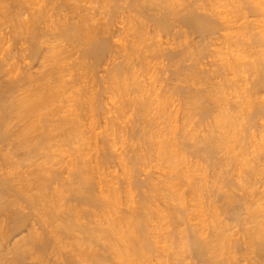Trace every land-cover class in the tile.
Segmentation results:
<instances>
[{
	"label": "bare ground",
	"instance_id": "obj_1",
	"mask_svg": "<svg viewBox=\"0 0 264 264\" xmlns=\"http://www.w3.org/2000/svg\"><path fill=\"white\" fill-rule=\"evenodd\" d=\"M9 1L10 0H8V1L7 0H0V18L1 17L3 19L5 18L4 21L12 19L15 22V23H11V26H14V27H12V28H14V30L11 27H8L7 30H5L6 28L4 29V26L0 27L1 28L0 29V51H2V53L0 54V145L4 144L3 146H5V148L10 146V148L8 149L10 151V154H12L11 153L12 150H10V149H13V151H12L13 154L15 153V151L17 154V149H18V147H20L21 151H23V150L25 151V152L23 151L25 155L23 154V152H21V155L23 154L24 157L27 156V158L26 157L25 158L20 157V158L29 159V161H30L31 160L30 158H32L34 160V158L36 159L39 157L40 161L38 160L39 163L35 162L36 166L34 165L35 166L34 170H31L30 169L31 167H30L29 169L23 170L24 172L22 170H21L22 172L21 171H14L13 172L11 170H6V167L3 170L0 167V258H2V259L5 258V260L7 261V263L5 262L6 264H20V263L23 264L22 261H24L26 259H29V262H27L26 264H80L81 261H83V260L85 261L87 259H88L87 263L89 260H91V262L89 261V264H91L93 261L95 264H102V263H105V261L109 263V261H107L108 260L107 257L109 256L110 257L109 260H111L112 262H114V261L111 258H114V259L116 258L115 260L117 261V259H119V260H121V263L123 262L125 264H138V263H140V261L143 262V260L145 261V259L147 261L150 258L151 251H153L154 249L155 250L157 249L155 238H157L158 236H160V237L162 236L161 234H158L159 232H157L155 230L156 228L160 227L158 224L155 225L156 223L153 224L154 220L152 219V217H153V215H155L154 216L155 218L156 217L159 218V220H157L158 218L156 219L157 221L160 222L163 219L164 223H165V219H167L166 223L168 225H171V227H173L172 228L173 231L170 230L171 231L170 235L164 234V236L169 235V237H173V239L171 238L172 240L170 239V242L168 241L169 243H166V244H168V246H169L170 244L174 243V245L176 247L183 248V251H184V249H186V251L188 250L190 253H187V255L191 254L190 257L193 256V258L196 259L195 261H197L198 264H226V263H228L227 261L230 262L228 264H236V263L231 262V261H233V259L231 260V258H233V254H234L233 251L234 250L237 251L238 250L237 248H240V247L242 249V247L244 248L245 246L246 247L244 249L246 252L247 251L253 252L254 254L257 255V258L259 257L258 259L260 262L259 261H258V263L255 262L256 264H259V263L261 264V262H264V208L261 207L263 201L260 203L256 201V200H258V201L262 200L263 199L262 196L264 194L262 195L261 193H258V191L254 192L255 191L254 190L255 188L253 187L254 185L251 187L249 186L250 185L248 182L249 180L248 181L246 180L249 178L246 177V179H245V176L248 173L245 174V176H243L244 178L242 177L243 179L241 178L243 180L242 182L245 183V184H241V185H245V186H246V184H249V185L245 187L246 188L245 190L243 187L239 186L241 189L243 188L244 192L242 191L243 193L239 194L240 196H238L234 192V195L236 194V196H238V197L233 196V194H232L233 190L231 192L230 188L228 190V187H227L225 190L229 191L231 194L224 191V189L220 186L221 190L223 189V192L220 190L221 198L223 200V203H222L223 205L222 206H220V205L214 206L212 204L213 205V207L211 209L212 211L210 210L211 212H209V213H211L210 221L213 222L214 220L217 219L215 221L217 223H215V222L213 223L215 225H213L211 227V228H213V229H210L211 232H209V230L207 232L205 230L206 228H204L203 224H202V226L204 229L202 228V230H201V226H200L201 222L202 223L206 222V221H201L200 220L201 218L198 219L199 217H197L198 220L195 223L194 222L192 223L191 220L189 219L190 216H188V215H190V214H187L188 209H186V207H187V205L185 204L186 200L185 201L183 200L184 202L182 201V199L184 198V197L182 198V196H184V194H183V189L181 191L180 190L181 188L178 185L181 182V180H180V182L178 181V177H179V179H181L180 177H183V179L187 180L190 177L189 176V172H190L189 167L190 166L188 167L186 165V169L188 167V170H186L184 167L179 166L181 161L184 160L183 159L184 158L183 152L181 154L180 152H178L179 150L177 151V149H176V151H177L176 152L174 149H172V148H174L173 145L171 146V144L169 143L170 141H168L169 139L171 141L173 139V137H171V136L169 138L168 135L172 134L170 132L172 131V129H174V126H171L173 128L170 127L171 130H169V128L161 127V125H160L159 128H161V129H159L158 132H155L156 136L159 137L160 139L157 138V140L154 142L155 144L152 143V144H154L153 148L155 150V152H153V153H156V156L158 155L157 158L159 156H161V158H163V160L161 159L162 162L165 163L164 164L162 162H159V165L161 164L164 167L166 166V168H168V169L165 168L164 170L162 169L161 170L162 172H160L161 174L159 176L164 175L166 172L164 173L163 171L168 170L167 171L168 173H166V175H165V177L168 176L167 180L165 178H162V179H165V181H164V183H162V185H161V183L158 184V186H156V183H154L152 181V179L148 180L147 183H143L142 178H141L142 182H139L140 179H138V178L137 179L139 181H135L134 183L131 181L132 182L131 188H133V189L136 188V190H138L140 188L139 190H141V189L143 190L145 187H147V188H145L147 193H145V192L143 193L141 190L140 192H142V193L137 195L138 199L136 198L137 203L135 204L133 201L134 199L132 200V198H130L133 202H130L131 204L126 203L128 206L125 209L121 208L122 206L120 204L124 201H122L120 203L121 200H119L120 197H119V193H118L120 191H117L118 189L116 188L117 187L116 183H114L116 185L115 187H113L114 184L112 186L109 185L110 183L108 184L107 181L109 179H110V181H112L111 178H108V180H107V178L105 180H102L103 178L101 177L102 179H100V177H99L100 175L98 173L97 174H98L99 179H97L95 176L96 172L98 171V170H96L97 166L95 168L94 165H92L90 163L88 164V162L90 160H88L86 162L87 165H90V166H85L86 164H85L84 160H82L80 158H78V160L76 159L77 161H79V159H80L79 163H82V161H83L84 164L82 163L81 166H79L80 164L77 165V163H74V164H76L74 166L69 165L70 167H72V166L73 167L70 170L68 169L69 170V171H67L68 173H65V174H68V175L70 174V176L65 178V181H63L64 175L62 176L63 177L62 178L61 175L63 173L60 174V171H59L63 167L61 169H59V167H61L59 165H58L59 166L58 168L56 166L54 167L51 164L49 165V162H47V160H52V159H49V157H51V156H49L48 152L44 151L46 149H49V150L51 149L49 147L52 146L50 143L53 140L52 138L56 137V141H57V139L59 141V138L62 139V141H68V140H71L73 138L76 141V139H75L76 136L78 138H80V137L82 138V136H84L83 135L85 132L84 130H86L88 128L84 129L82 126V123H81L82 121H80L82 118V117H80V115H81L80 110H82V112L84 110L86 114L88 113V115L89 114L91 115L94 107L96 108L97 104L100 103V102H98L96 104L94 102L96 100L94 98V96L99 94V93H97V94L94 93L95 95L90 94V92H88V90H85V89H87V86L83 88V86L81 84H80V88H78L79 87L78 84H77L78 87L74 86V83L78 80V78L76 79V81L73 80L76 77H78V75H75V71H78L79 69L82 71V69H84L83 67H85V69H86V67L87 68H93L97 64H99V63L101 64V62H105L107 59V61L109 60L108 62H110L112 64V65L109 64L110 67L107 68V72L109 74L107 76H110L111 79L114 78L115 80L113 79V81H117L116 78L119 79V77H121V75H122V72L124 73L125 70L128 69V71H129V68H131L130 64H133L129 61V56L131 54L130 50H132L133 46L135 45V41L137 42L136 44L139 45L138 41L143 42V40H145L147 38L149 41V39L153 36H157V35L160 36L161 32H162L163 37H164V35L175 36L174 34L186 35L188 33H191V34L196 33L197 35H206L207 37H209L210 34L213 35V33H216L220 29H222L221 31H225L223 33L227 34V32H226V30H224V28L226 26H228V24H229L228 22L231 20V24H232L233 20L238 19V18H236V19L232 20L231 17L233 15V13H234V15L237 14L236 17H239V18H241V16L243 17V15L246 16V14L249 11H251V13H253L254 10H258L257 8H259L258 6L261 4L262 1L261 0H222V2H221V0H95L98 2L97 8L99 10H97V11L99 13H102V15L98 18L96 16H95L96 18H94V15H95L94 11H96V10H93V9H92L93 12H91V13H89L90 11L89 12L85 11L84 13H82V11L79 9H82L84 5L82 6L81 4H77L76 2L78 0H34L32 2V3H34L33 6H31L32 4H29L31 6V8L27 5V9H26L25 5L20 6L24 3V0H21V1L20 0H11V4ZM12 1H13V3H12ZM22 1H23V3H21V4L17 3V2H22ZM15 2H16V4H14ZM258 3H259V5H258ZM12 4L15 6L19 5L20 7L19 6L18 7L20 9L23 7L22 9H24V10L25 9L28 10V8H29V10L27 11L28 16L25 15L26 17H21V15H22V13H24V11L22 10L23 12H20L21 10L18 7L15 8V6H14L15 9H14ZM224 4H226V5L228 4V7L224 6ZM9 6H11L10 8L13 9V11H15V10L17 11V12L15 11L16 14L12 13L11 9L8 8ZM81 6H82V8H81ZM221 6H224V8L227 7L226 8L227 10H222V8L220 9L219 7H221ZM229 6H231V7L229 8ZM262 6L263 5H261V7ZM90 7H91V4H90ZM77 8H79V9H77ZM88 8H89V6L86 5L84 10H86ZM9 9L11 12L9 11ZM18 10H20V11H18ZM259 10H261V8ZM262 10H264V7L262 8ZM79 11H81V12H79ZM245 11H246V14H245ZM98 12L96 13L97 15H98ZM263 12H262V14H264ZM254 13H255V11H254ZM11 14H12V17H11ZM22 16H24V15H22ZM117 17L119 18V20L116 21L118 23V25H115L117 23H114L115 22L114 19ZM241 20H242V18H241ZM2 22H3V20H2ZM2 22H0V23H2ZM245 22H239L240 25L244 24V23L245 24L242 26L238 25L239 27H237V29L235 28L236 27L235 26L234 28L236 30L233 28L234 31H236V32H234L235 35H237L239 37L242 36L244 38H242L241 40L239 39V41L236 42V40L234 41L232 39L233 37H231V39L233 40V41L232 40L231 41L233 42L234 48L231 49L230 51L228 49L227 51H229V52L225 51L226 53H229V57H227V58L223 57V59H221L222 61L221 60H219V61L221 62L220 65H221V68L224 69V71L226 69V71H228V72L230 71L232 74L235 75V72H237V73L238 72H246L245 70L248 69L251 72V75L253 73V75L256 76L255 77L256 81L253 80V82L255 81V83H253L254 85L251 86L253 88H250L252 93L250 94L249 91H246V90H248V87H246L247 89L244 90L246 92L243 91L241 93V94H243V93L246 94L247 92H249L248 95L244 94V96L246 97L245 101L242 99L244 104L247 103L249 105L251 103L250 100L253 101L255 99V98H253L252 94H253L254 90L257 89V87H254V86H259V85H260V87L264 86V72L262 74L259 72V71L264 70V57H263L264 55L262 56V54L264 52H261V50H258V49H257L258 50L257 51L255 48H254V51L252 50L253 52H250L251 51L250 47L254 46L256 44V42L261 43L260 37H262L264 35H261V36L258 35L261 33L263 34V32L260 31L261 28H259L260 30L258 29L260 31V33H258L259 31H257V30H256L257 32L256 31L252 32L251 29L254 27L250 28L252 25L250 26V24L247 23L249 21H245ZM236 24H238V21L236 22ZM261 27H263V24ZM229 28H232V25H230ZM2 29L5 30L4 32L7 31L6 35L9 37L12 36L11 37L12 39L15 37V35H17V37H18V35H20L19 40H21L22 44H24V45L23 46L19 45V47L17 45V47H16L15 46L17 43L15 40V39H17V37H16L13 40L14 41L13 44H15L14 48H17V49L14 50L13 46L11 48L10 45H7V47L6 46L3 47V45H5V43L7 41H9V38L5 35V33H2L3 32ZM9 29H10V31H12V30L13 31L10 32ZM172 31H173V33H171ZM8 32H10V33H8ZM221 33H219V34H221ZM162 35H161V37H162ZM221 35H223V34H221ZM181 36H183V35H181ZM227 36H229V35L227 34ZM258 36H260V37H258ZM175 37L177 38L179 36L177 35ZM155 38L157 39V37H155ZM176 38L173 37L172 41H174V39H176ZM228 38H230V37H228ZM228 38H226V39H228ZM163 39H161V40L158 39L157 41L150 42L151 46H152V43L154 44V47H152L153 50H151V48H150V51H153L152 55H154L156 58L157 57H163V59L167 58V60L171 61V59L173 60L174 57L175 58L178 57L179 54H180L179 58L181 57V54H184V55H186V57L184 59L186 61L189 58V56L191 55L190 50L192 51V49H189V48H193V50L196 48L195 44H194L195 48L194 47L188 48L185 46V47H183V49H181L183 44L181 46V44L178 45V43L176 42L177 45L181 47L180 48L181 50L176 49L177 50L176 51V50L172 49V48H175V47H173V45H171L172 47L165 45V44H171L172 41L170 42V38H166L165 41H163ZM222 39H224V36L222 37ZM153 40L154 39H152L151 41H153ZM198 40H200V39H198ZM145 41H147V40H145ZM161 41H163V42H161ZM21 42H18V44H21ZM187 42H189V41H185V43H187ZM211 42L210 43L207 42V43L211 44ZM150 43H148V44L150 45ZM201 43H202V41H201ZM226 43H230V40ZM6 44H8V42ZM144 44L146 46V47L144 46L145 51H147L149 49V47H151V46H148L146 43H144ZM172 44H174V43H172ZM187 44H189V43H187ZM191 45H193V44H191ZM202 45H203V43H202ZM129 46H130V48H129ZM227 46L229 47V45H227ZM147 47H148V49L146 50ZM204 47L206 48L205 45H204ZM251 48H253V47H251ZM135 49H137V46ZM197 49H198V47H197ZM13 50H14V52L16 51L17 54H19L18 56L14 55V58L18 57L17 59H15V61L17 60L16 63H14L13 61H10L12 63H9L10 59H8V62H6L7 58H10L11 52L14 54ZM202 50H204V49L202 48ZM215 51H216V49H215ZM16 52H15V54H16ZM136 52L137 51L135 50V53ZM74 53H77L75 58H77L78 60L74 61L73 59H71V60L69 59L70 60V63H69L68 58H70V56H72V54H74ZM195 53H196V51H195ZM251 53H252V56L254 54L255 55H254V58L252 60H249L248 57H249V55H251ZM149 54H151V53L149 52ZM144 55H148V54H144ZM246 55H248L247 59H244ZM117 57H121V59L118 58V59H120V60H118ZM195 57L196 56H194V58ZM11 58H12V56H11ZM115 58L117 59V61L114 60ZM130 58H131V56H130ZM183 58L184 57L182 56V59ZM194 58L191 55L190 59L194 60ZM190 59H188V60H190ZM33 60H35L34 63H33ZM66 60H68V62ZM131 60H132V58H131ZM142 60H143V58H142ZM180 60L181 59H179V61ZM187 61H186V63H187ZM194 61H196V59ZM17 62L18 63L20 62V63L17 64ZM176 62L178 64L177 60H175L174 63H176ZM200 62L201 61H199V65H200ZM179 63L182 64L183 60L180 61ZM187 64H189V63H187ZM169 65H170V62L168 64V66ZM173 65H175V64H173ZM182 65L185 68L186 64L183 63ZM182 65H181V67H182ZM190 65H189V67L191 68L192 65L191 66ZM193 66H194V64H193ZM193 66L191 69H193ZM259 66H261L260 70H259ZM132 67H133V65H132ZM175 67H177V65H175ZM175 67L173 66L172 70L175 69ZM94 68H93V70H94ZM187 68H188V66L186 65L185 71H187ZM190 68H188V69H190ZM200 68H202V67H200ZM180 69L181 68H179V71H180ZM213 69H215V68H213ZM80 70L78 71V74H81V73H79ZM90 70H92V69H90ZM132 70H133V68H132ZM168 70L170 71V69H168ZM182 70H183V67H182ZM84 71H86V70H84ZM202 71H204V70H202ZM208 71H210V70H208ZM172 72L174 73L175 71L173 70ZM193 72L195 75V73H196L195 69H194V71H192V73ZM205 72H203V73L205 74ZM214 72H216V71H214ZM105 73H106V71H105ZM129 73H130V71H129ZM173 73H172V75H175ZM175 73H177V72H175ZM189 73H191V72H189ZM200 73L202 74L201 71H200ZM200 73L198 75H200ZM231 73H228V74H231ZM237 73H236V75H237ZM86 74H89V73H86ZM131 74H133V73H131ZM186 74H188V73L186 72ZM186 74H185V76L187 78ZM206 74H208V73H206ZM239 74H241V73H239ZM133 75H135V74H133ZM169 75L171 77L170 72H169ZM177 75H178V73H177ZM196 75H197V73H196ZM205 75H203V76H205ZM73 76H74V78H73ZM84 76H85V74H84ZM90 76L91 75H88L87 77H90ZM175 76H174V78H175ZM189 76H191V74ZM203 76H201V77H203ZM67 77H69V78L66 79ZM79 77H81V76H79ZM87 77H86V79H87ZM192 77H194V76H192ZM192 77H190V81H191ZM239 77H241V76L239 75ZM182 78H184V76ZM186 78H184V79L186 80ZM197 78H199V77H197ZM203 78H201V81L205 80L207 77L204 79ZM216 78H218V77H216ZM220 78H222V77L220 76L219 79ZM91 79H93V78H91ZM107 79H108V77H107ZM199 79H197V80H199ZM245 79L247 80V78H245ZM248 79L251 80L252 77L248 78ZM79 80L82 81L81 78ZM166 80H168V79H166ZM132 81L134 82V80H132ZM132 81H131V83H132ZM215 81L217 83L218 79ZM231 81H232V79H231ZM235 81L236 80L234 78V82ZM259 81H261L262 83ZM125 82L126 81H124L123 83H125ZM221 82H222V79H221ZM221 82L219 84H222ZM94 83L95 82H93V84ZM137 83L134 82V84H137ZM200 83L202 84L203 81ZM227 83H228V81H227ZM250 83H251V81H250ZM150 84H152V83H150ZM153 84H154V82H153ZM181 84H183V83H181ZM181 84H180V87H179V84L177 85L176 93L179 90L181 91V89L178 90V87L184 88L183 86L181 87ZM231 84L235 85V83H231ZM98 85H100V84H98ZM105 85H106V83H105ZM116 85H117V83H116ZM154 85H156V84H154ZM172 85H170V86H172ZM224 85L227 87L226 84H224ZM228 85L230 86V83ZM237 85H238V83H237ZM73 86L75 87V89L77 88L76 90L73 88L75 91H73L71 89ZM118 86H121V85L119 84ZM174 86H176V85H174ZM174 86L172 89H175ZM216 86L219 87L218 84H216ZM90 87H91V89H93L92 86H90ZM127 87L125 89H127ZM146 87H147V85H146ZM208 87L209 86H207V88ZM239 87H241V85ZM108 88H110V87H108ZM114 88H115V86H114ZM198 88H199V86H198ZM222 88H224V90H225V87L223 85L221 87V91H224V90H222ZM235 88H237V86ZM235 88H232V89L235 90ZM242 88H240V89H242ZM70 89L73 91V93L69 95L68 93L72 92ZM91 89L89 91H91ZM165 89H162L163 92L164 91L168 92L170 90L168 92L169 94L161 95V96H163L162 98L159 96L161 98L160 100L158 98L156 99V97L154 96L156 101L158 100L157 101L158 104L156 103V106H155L156 109L154 107L151 108L150 104H152V103H150V102L147 103V101H148L147 97L146 98L140 97L143 94L140 96L139 95L137 96V93H139V92H136V91L139 89H134L136 91H133V92H136V93H134V94H136V96L133 95L132 96L133 98H131L128 101H126V99H127V97H126V99H125L126 103H123L122 105H126L128 103L129 104L131 103L130 105L133 106L136 104V107L134 106V108L138 109L136 111H139V113L143 114V116L146 115V116H144V119H146L145 117L148 116L147 115L148 113H150L152 111L154 112V110H157V112L159 114L160 109L164 110L165 107L172 106V104L170 103V96H169L170 94H172V91H171L172 89H169V88L166 90ZM212 89H213V85H212ZM214 89H215V87H214ZM240 89H239V92H240ZM259 89L260 88H258L257 90H259ZM131 90H130V92H132ZM153 90H154V88H153ZM196 90H197V88H196ZM196 90L193 89V91H196ZM198 90L195 93L192 92V90H190L192 92V94L190 92H189V94H187L188 93L187 91H189V90L184 89V91H183V89H182L181 92H187L186 93L187 97L185 96L184 99L188 98L187 100L186 99L182 100L183 102L187 101L186 103L188 105V106L186 105L188 108L186 106H184L187 108L188 111H187V113H185L183 111L184 112L183 116L188 115V117H190L192 115H195V116H198L199 119L205 120V118L209 115L210 118L212 117L211 122H209V124L211 123L212 125L210 124L208 126L209 128L207 127L208 130H206V133H205V135L202 136V139H200V137H199L200 134L197 133L198 134L197 137L200 139V141H202V145L199 148L198 145H200L201 142L198 139V141L200 143L198 144V141H196L198 145L195 143L197 145V146H195L196 149L194 150V147H192L193 148L192 150H194V152L198 151V153L200 152L199 150H203V152L202 151L201 152L203 154L205 152L208 155V156L205 155L206 158L207 157L209 158L211 156H215V154H213V153H216V151H218V152L219 151H221V152L222 151H224V152L228 151L229 152L230 149L234 150V147H236V145H235L236 142L238 143L239 140L242 141L244 138V136H242L240 138L241 131L239 130L240 131L239 132V131L235 130V128H234L235 126H237L236 124H237V119L239 116L233 114L234 109L232 110L233 113H229V111H227L228 109L226 110V108H227L226 105H225V108H223V107L219 108L220 106H222L224 101L221 105L219 103H216V102L221 101L220 99H222L224 97H220V95L218 96V94L221 93V95H223L225 93L218 91V90H216V92H213L214 90L211 91L210 87H209V90L211 92L208 89L204 92L201 89H198ZM126 91H128V89ZM174 91L175 90H173V92ZM180 91L178 93H181ZM114 92H116V91H114ZM258 92L259 91H257V94H258ZM101 93H103V92H101ZM254 93L256 94V91ZM182 94L183 93H181V95ZM131 95H130V97H131ZM144 95H146V93ZM152 95H150V96H152ZM172 95H174V94H172ZM176 95L179 96V94H176ZM225 95H227V93ZM182 96H184V95H182ZM251 96L253 99L251 98ZM68 97H69V100H71V101H69L67 99ZM100 97H102V96L100 95ZM154 97H153V99H154ZM254 97L260 98L259 96L258 97L254 96ZM149 98L152 99V97H149ZM248 98H251V99H248ZM98 99L101 100L100 98H98ZM155 99L149 100V101H155ZM225 99L226 98H224V100ZM261 99L264 101V97H262ZM261 99L259 101H257L258 103H256V102L251 103L253 105L252 110L255 113V114L253 113V116H256L257 113L258 114L261 113V115H262V112L264 111V106H263L264 104L261 103V102H263V101H261ZM145 100H147V101H145ZM167 100H169V101H167ZM239 100H241V99L239 98L238 102H239ZM66 101L71 102V104L69 105V103H68V105H66V104L63 105V103H65ZM236 101H234L233 102L234 104L231 105L232 108H234L233 105H237V104L241 103V102L240 103L237 102L235 104ZM96 102H97V100H96ZM243 102H242V104H243ZM169 103L171 105H168ZM210 103L212 105H210ZM231 103H229V104H231ZM95 104H96V106H95ZM153 104H155V102ZM217 104L220 106H218ZM247 104L245 106H247ZM103 105H104V103H103ZM166 105H168V106H166ZM175 105H176V103H175ZM216 105L218 106L219 109L217 108ZM252 105H249L248 108H246L245 106L244 107H245V109H248V110L250 109V111H251ZM98 106H100V105L98 104ZM149 106H150L151 110H150ZM214 106H216L217 109H214ZM223 106H224V104H223ZM240 106L242 107L241 104H240ZM240 106H237V107H240ZM129 107L130 106H128V108ZM184 107H182V108H184ZM228 107H230V106H228ZM244 107H242V108H244ZM114 108L116 109V107H114ZM128 108L126 110H128ZM148 108H149V110H147ZM135 109L133 110L134 112H135ZM169 109L171 110V108H169ZM106 110H108V107ZM120 110L122 111V109H120ZM166 110H168V109H166ZM116 111H117V109H116ZM179 111H180V109H179ZM250 111H249V113H251ZM169 112H168V114H169ZM85 113L83 112L82 115ZM120 113L119 114L117 113V114L121 115ZM117 114L116 115L113 114V115L116 117ZM133 114H135V113H133ZM141 114H140V116H141ZM168 114H165V115H168ZM211 114H212V116H210ZM94 115H95V113H94ZM94 115H92L91 118H93ZM161 115H163V114H161ZM169 116H171V113ZM175 116H176V114H175ZM123 117H126V116H123ZM155 117H157V115L154 116V118ZM172 117L170 119H172ZM252 117L250 115V118H252ZM83 118H85V117H83ZM149 118H151V117H149ZM149 118H148V120H149ZM162 118H164V117H162ZM244 118H245V116H244ZM129 119H130L129 121H131V118H129ZM135 119H137V118H135ZM179 119L178 120L176 119L175 122L177 123V121H179ZM195 119H196V117H195ZM240 119H241V117H240ZM240 119H238V120H240ZM245 119H247V118H245ZM255 119H253V121ZM110 120H108L109 121L108 124L112 123V122H110ZM116 120L117 119H115V121ZM120 120H118V121H120ZM164 120H165V118H164ZM189 120H191V119H189ZM125 121H126V119H125ZM153 121H154V119H153ZM162 121H163V119H162ZM248 121H249V119H248ZM196 122H199V120ZM201 122H203V121H201ZM201 122H199V123L201 124ZM88 123H90V121ZM147 123L148 124H146V125L150 126L151 129H153V127L150 125V123L149 122H147ZM155 123H157V121L156 122L154 121V124ZM166 123H168V122H165V124ZM183 123L186 124L187 121L183 122ZM86 124L87 123H85V125ZM106 124L107 123H105L103 125L105 126ZM141 124L139 126H141ZM151 124H152V122H151ZM159 124L160 123L158 122V125ZM239 124H241V121ZM248 124H250V123H248ZM252 124L253 123L251 122V125ZM90 125H91V123H90ZM92 125H94V124H92ZM117 125H119L118 122H117ZM142 125H144V121H143ZM133 126H135V125H133ZM147 126H146V128H148ZM195 126L198 127L197 125H195ZM195 126H193V127H195ZM92 127H95V126H91L89 129H91ZM111 127H113V126H111ZM111 127H110V129H111ZM129 127H131V126L128 125V128ZM179 127H180V124H179ZM186 127H188V126L186 125ZM186 127H184L185 131L188 130L187 133H185V135H187L186 139H190L192 137H195L193 139H196V136H194V134H196V132L198 130L194 133L195 130L194 129L191 130V128H192L191 124L189 126L190 130H189V128L186 129ZM245 127L243 126L244 131H246V129L248 128V127H246V128ZM115 128H117V127H115ZM144 128H141V129L143 130ZM198 128L200 129V127H198ZM198 128H195V129H198ZM204 128L207 129L206 127H204ZM92 129H94V128H92ZM123 129H124V127H123ZM154 129H156V128H154ZM154 129H153V131H155ZM157 129H158V127H157ZM95 130H96V128H95ZM103 130L105 132V129H103ZM133 130L134 129L132 128V131H131L132 133L130 132L131 136L133 134V137L134 136L137 137L136 136L137 134L136 133H135L136 135L134 134V132L138 131L137 127L135 128L136 131L134 130V132H133ZM182 130L184 131V129H182ZM53 131H55L54 132V134L56 135L55 137H53V135H54L52 133ZM111 131L113 134L112 129H111ZM111 131L109 130V127H108V132H111ZM120 131H122V130L120 129ZM140 131L141 130H139V133H140ZM145 131H142V132H145ZM235 131L239 132V135H238L239 139L238 140L234 137V135L236 136V133H237V132L235 133ZM99 132H100V130H99ZM99 132H98V134L101 133V132L100 133ZM116 132H117V130H116ZM150 132H152V130H150ZM105 133H107V130ZM114 133H115V131H114ZM125 133H127V132H125ZM174 133H175V131H174ZM176 133H175V135H176ZM85 134H86V132H85ZM143 134L145 135V133H143ZM143 134H141V135H143ZM249 134H251V133L249 132ZM87 135H88V137H90V135L92 136L91 132L86 134V137H87ZM246 135H248V134L246 133ZM262 135L264 136V134H262ZM149 136H147V137H149ZM249 136H251L250 139L253 138L252 135H249ZM94 137H97V135ZM140 137H139V139H140ZM152 137L154 138V136H152ZM232 137H233V139L235 138L236 140L234 139L235 140L234 141L232 139ZM150 138H151V136H150ZM83 139H85V138L83 137ZM94 139H93V141H94ZM99 139L103 140V138H99ZM230 139L232 141H234V144L233 143L230 144V141H229ZM104 140H106V138ZM78 141H80V140L78 139L77 143H78ZM96 141L98 142V140H96ZM110 141H111V139H110ZM176 141L177 140H175V142ZM259 141H260V139L258 141L256 140L257 143ZM263 141L260 142L259 144H262ZM53 142L55 143V139ZM81 142H83V141H81ZM151 142H153V141H151ZM101 143H102V145H104L103 144L104 142H101ZM143 143H145V141H143ZM257 143H254L255 147H256ZM98 144H99V142H98ZM113 144H114V142H113ZM150 144H146V145L149 147ZM193 144L194 143H192V146H193ZM243 144H240V145H243ZM56 145H54L55 148H56ZM135 145H137V143ZM138 145L140 146V143ZM240 145L237 144V146H239V149L241 147ZM262 145H260V146H262ZM60 146H62V145H60ZM91 146H92V144H91ZM139 146L137 148H139ZM96 147H97V148H95L96 150L100 149V148H98V146H96ZM148 147H144V150H145V148L148 149ZM151 147H152V145H151ZM197 147L199 149H197ZM259 147H256V148H258V150H259ZM69 148H70V146H69ZM80 148H82V146ZM103 148L104 147H102V149ZM107 148H108V146H107ZM112 148H113V146H112ZM184 148H186V146ZM242 148L244 149L246 147L243 146ZM260 148L262 149L263 147H260ZM14 149H16V150L14 151ZM83 149H85V147H83ZM86 149L88 150V148H86ZM131 149L133 151L137 150L136 147H135V149H134V147H132ZM246 149H244V150L246 151ZM254 149H253V152L255 151ZM105 150H107V149H105ZM108 150L106 151V153L110 152V151L108 152ZM129 150H127V151L129 152ZM149 150H150V147H149L148 151ZM154 150H151V152ZM171 150H174L175 152L174 151L172 152ZM192 150H191V152H193ZM6 151H7V149H6ZM100 151H101V149H100ZM148 151H147L146 155L149 154ZM55 152H57V151L55 150ZM95 152H97V151H95ZM140 152H142V151H140ZM151 152H150V154H151ZM1 153L3 154V152H1ZM106 153H101V154L103 155ZM236 153H237V151H236ZM257 153H259V152H257ZM57 154H58V152H57ZM57 154L55 153L56 156H57ZM59 154H60V152H59ZM59 154H58V156H60ZM80 154L83 156L82 153H78L79 156H80ZM109 154H111V153H109ZM114 154H115V152L112 155L114 156ZM136 154H135V156H137L136 158L139 160L146 157L145 155L143 157L141 155L139 156ZM9 155L7 153V155H4V156L6 158ZM118 155H120V154H118ZM200 155H202V154H200ZM243 155L244 154H242L241 156H243ZM13 156H15V155H13ZM47 156H48V158H47ZM62 156H64V155H62ZM107 156H108V154L104 155L105 158L102 156L103 157L102 159L106 160L108 158ZM128 156H130V155H128ZM91 157H93V156H91ZM94 157L97 158V156H94ZM100 157L98 159L101 161ZM153 157H152V160H153ZM257 157L259 158V156H257ZM9 158H10V156L8 158H6V160H8ZM20 158H18V159H20ZM61 158H63V157H61ZM83 158H85V157L83 156ZM136 158H134V157L132 158V156H131V158H130V160L132 159L131 163H132L133 159L136 160ZM206 158H204V159H206ZM229 158L230 157H228L227 161L229 160ZM240 158L241 159L238 158L240 160V164H241V161H242V164L245 161H249L246 159L244 160L243 159L244 156H243V158L242 157H240ZM251 158H252V156H251ZM254 158H256V156ZM15 159L13 160L14 162H16ZM18 159H17V162H18ZM58 159L57 160L59 162L60 158H58ZM202 159H203V157H202ZM211 159H212V157H211ZM211 159H210V161H212ZM213 159H214V157H213ZM215 159H216V161H218V157H216ZM57 160H55V164H56ZM104 160H102L101 163H103ZM192 160H193V158H192ZM232 160H233V157H232ZM3 161H5V159ZM13 161L11 160L8 162L10 166H11L10 162H13ZM26 161L27 160H25V162ZM97 161H96V163H97ZM235 161H236V159H235ZM17 162H16V164H18ZM110 162H111V160H110ZM119 162L123 163V159H122V161H119ZM220 162H223V161H220ZM4 163L2 165H4ZM35 163L33 162V164H35ZM106 163H107V161H105V164ZM122 163H121V166L122 165L124 166L125 162H124V164H122ZM213 163H215V162H212L211 164H213ZM14 164H12V165H14ZM33 164L31 163L32 166H33ZM185 164H187V162H185ZM189 164H192V162H190ZM234 164H237V162ZM245 164H246L245 165V167H246L248 162L247 163L245 162ZM117 165H118V163H117ZM225 165H226V163H225ZM10 166L8 168H12ZM99 166H98V168H100ZM143 166H145V165H143ZM147 166L148 165H146L145 167H147ZM219 166H220V164L218 165V167ZM221 166H222V163H221ZM66 167H67V165L65 166V168ZM139 167H140V165H139ZM208 167H212V166L210 165ZM242 167H244V166H242ZM65 168H64V170H65ZM94 168H95L96 172L93 171ZM182 168L184 169V171H189V172L184 173ZM254 168H257L256 165ZM159 169H160V167H159ZM222 169H226V168H222ZM250 169H252V166L247 171L250 172ZM12 170H14V169H12ZM124 170H125V168H123V171ZM148 170H149V168H148ZM219 170H221V169H219ZM242 170L240 169V171H242ZM252 170H251V173H252ZM130 171H129V173H130ZM133 171L136 172L135 167H134V170H132V172ZM141 171H142V169H141ZM146 171H147V168H146ZM152 171H154V170H152ZM65 172H66V170H65ZM125 172H126V170H125ZM246 172L243 171V173H246ZM149 173H148V175H150ZM200 173H198V174H200ZM136 174L138 176V173H136ZM157 174H155V175H157ZM195 175H197V174H195ZM248 175L251 176L250 173ZM59 176L61 177L62 180L60 179ZM107 176H109V175H107ZM239 176H237V179ZM65 177H66V175H65ZM114 177H115V175H114ZM202 177H205V176H202ZM123 178H125V177H123ZM132 178H133V176H132ZM145 178L147 179V177H145ZM176 178H177V180H176ZM130 179L131 178H129L128 180H130ZM137 179L135 178V180H137ZM153 179H154V177H153ZM192 179L194 180V177ZM229 179H233V178H229ZM244 179H245V181H244ZM113 180H115V179H113ZM122 180L124 181L125 179H122ZM218 180H219V176H218ZM156 181H157V179H156ZM225 181H223V182H225ZM246 181H247V183H246ZM118 182H121V181H118ZM159 182H160V179H159ZM161 182H163V181L161 180ZM188 182H189V184H188ZM188 182H187V184L189 186L188 189L192 188V191L189 190L188 192L191 191V193H192L191 195L193 196V194H194V195H196L195 197L197 198L200 187L196 186L195 183H192V180L188 181ZM229 182H231V181L229 180ZM258 182H259V180H258ZM53 183H54V186H52ZM143 184H145V185H143ZM192 184L195 186H193ZM219 184H221V182ZM227 184H228V181H227ZM239 184H240V182H239ZM126 185H127V183H126ZM129 185H131V184H129ZM142 185L145 187H141ZM216 186H218V185H216ZM222 186L224 187V185H222ZM226 186H229V184L226 185V183H225V187ZM202 187H203V184H202ZM231 187H232V185H231ZM247 187H250V190H252V192H253L252 193L250 190H248L249 191V192L247 191L249 193L248 197L250 194L254 195V193H256L257 195L258 194H260V195H258V197H257V195H255L256 199L254 197H250V198H252V200L250 198H246L247 194L245 195V191L247 190ZM252 187H253V189H251ZM49 188L52 190L50 191ZM178 188H180V189H178ZM145 189H144V191H145ZM120 190H122V189H120ZM158 190H159V195L162 192L160 190H164V191L166 190L165 195H164V192H162L163 194L161 193V195L165 196V197L164 196L161 197L162 199L165 198V199H163L164 201L166 200V198H169L170 200L176 199L175 203L178 202L177 204H179L180 206L176 205L175 203H170L168 200V202H166L165 205L168 203L171 205H169V204L166 205L165 209L162 206V208H161L162 210L157 209V208H155L153 210L152 209L153 206H152V208L150 206H151L152 200L154 201V197L156 195L155 193H156V191L158 193ZM210 190H211V188H210ZM212 190H213V188H212ZM214 190H216V187ZM124 191H122L123 194H124ZM127 191H128V188H127ZM127 191H125L126 194L129 192V195L127 196V198L129 196L133 197V195L130 194V192H132L131 189H130V191H128V192ZM216 191L218 192V188ZM236 191H238V190L236 189ZM137 192H139V191H137ZM209 192L210 191H208V193ZM215 192H214V194H215ZM135 193L136 192H134V194ZM191 195H189L190 198H193V197H191ZM253 195H251V196H253ZM157 197H159V196H157ZM157 197H156V199H157ZM214 198H216V196ZM130 199H129V201H130ZM174 200H173V202H174ZM201 200H202V198H201ZM201 200H200V202H201ZM126 201H128V200L126 199ZM212 202L214 203L213 200H212ZM155 203H157V201ZM155 203H154V205H155ZM163 203L161 202L162 205H164ZM256 203H259V204H256ZM158 204H156V205H158ZM200 204H202V203H200ZM181 205H182V207H181ZM196 205H198V204L196 203ZM205 205H207V204H205ZM200 206L201 205H199V207ZM202 206H203V204H202ZM155 207H157V206H155ZM191 210L192 209L190 208V211ZM199 210L198 211L195 210V211L199 212ZM157 211H158V214H155ZM241 211L243 213H241ZM221 212L222 213L224 212L225 214H227L226 217L230 218L231 221H233L234 223L237 222L238 225L240 223V225H241L240 230H241L242 238H240V235H239L240 233L239 234L236 233V234H238V236H235L234 233L232 235H231V233L228 234L227 231L230 230L232 232L233 230H235L237 224L235 223V225L233 226L234 229L232 228L233 230H231V228H229V226H227V225L229 224L231 227V225H233V224L231 222H229L230 219L229 220L225 219V221H228V223L223 221L224 219L221 220L219 218V215ZM194 214H196V213H194ZM202 214L199 213V215H202ZM94 217H96V218H94ZM98 217H100V218L98 219ZM101 217H103V218H101ZM224 218H225V216H224ZM100 219L101 220L103 219V220L101 221ZM151 220H153L152 224L149 223ZM203 220H205V219H203ZM210 224H212V223H210ZM240 225H239V227H240ZM163 226L166 227V225H162V227ZM150 228H155V229H153V231L155 230L156 233H154L153 231L151 232L150 230H152V229H150ZM166 228L171 229V228H169V226ZM203 230H205L204 231L205 235L203 234ZM168 231H166V232H168ZM170 231H169V233H170ZM235 231L237 232V230H235ZM166 232H164V233H166ZM208 233H210V234H208ZM75 234H76V236H75ZM77 235H78V237H77ZM229 235H231V237L234 235L238 241L236 240V238L235 239H234V237L231 238ZM164 236H162V237H164ZM160 237H158L157 240L159 239V241H160V239H162V237L161 238ZM166 238H168V237H166ZM166 238H164V239H166ZM238 238H240V240ZM168 239H166V240H168ZM244 239L246 240V244H245ZM241 240L244 241V244H242L244 246L241 245V242H243ZM239 241H241V242L239 243ZM96 243L100 244L101 251L102 252L106 251V253H108V256L107 255H98L97 253L94 252V250L92 249V245L96 244ZM163 244L160 243V245L163 246L162 248H164V245H165V244L164 245ZM67 245H69L71 247V249L69 250V253L67 254V252H65L67 250H65L64 251L65 254L63 253L64 254L63 257L62 258L59 257L62 255L61 254L62 252H60L61 249ZM170 246L172 247L173 245H170ZM1 247H3V248H1ZM176 247H175L176 251L182 250V249H178V248H177L178 249L177 250ZM98 248L99 247H96L97 250H98ZM100 248H99V250H100ZM63 249H62V251H63ZM94 249H95V246H94ZM241 249H239L238 251L240 252ZM244 249H242V250L244 251ZM159 250H160V248H159ZM243 251H242V253H243ZM161 252H162V250H161ZM173 252L175 253V251H172V253ZM179 252H177V253H179ZM155 253H156V251H155ZM157 253H160V252H157ZM169 253L170 252L168 251V254ZM172 253H170V254H172ZM240 253H238L239 254L238 256H240ZM7 254H11V256L8 257ZM175 254H173V255H175ZM245 254H247V253H245ZM245 254H244V256H246ZM153 255L151 258H153ZM157 256L155 255V257H157ZM160 256H162V255H160ZM163 256L165 258L166 255H163ZM236 258L238 259L239 257H236ZM240 258L237 261H240ZM161 259H163V258H161ZM166 259H168V258H165L164 260H166ZM171 259H173V258H171ZM184 259H186V258L183 257V261L185 262ZM244 259H246V258H244ZM58 260H59V262H58ZM164 260L162 262H164ZM181 261H182V259H181ZM162 262H160V264ZM174 262H177V261L174 260ZM234 262H235V259H234ZM1 263H2V261H1ZM84 263H86V262H84ZM119 263H120V261H119ZM119 263L117 261V262H114L113 264H119ZM171 263H173V261ZM178 263H179V260H178ZM255 263H252V264H255ZM109 264H111V262ZM162 264H170V263L168 260H166L165 263H162ZM181 264H182V262H181Z\"/></svg>",
	"mask_w": 264,
	"mask_h": 264
},
{
	"label": "rangeland",
	"instance_id": "obj_2",
	"mask_svg": "<svg viewBox=\"0 0 264 264\" xmlns=\"http://www.w3.org/2000/svg\"><path fill=\"white\" fill-rule=\"evenodd\" d=\"M8 1V0H7ZM21 1V0H20ZM34 0H24V3H23V1L22 2H17V3H19V4H21V3H23L22 5H20V6H23V5H25L26 6V9H27V5L31 8V6H33V4L34 3H32ZM262 1V2H261ZM260 2H261V4L259 5V3H258V7L259 8H257L258 10H254L255 11V13H254V11H253V13H251V11H247L248 13V15L246 14V11H245V14H246V16L245 15H243V17L241 16V18H242V20H241V18H239V17H236V15L237 14H235L234 15V13H233V15H232V20L233 19H236V18H238L237 20H233V22H232V24H231V20L227 23L228 24V26H226L225 28H224V30H226V32H227V34L229 35V36H227V34L226 33H223V32H225V31H221L222 29H220L219 31H217L216 33H213V35L212 34H208L209 35V37H207L206 35H197L196 33H188V34H186V35H184V34H177L179 37H175V36H177L176 34H174L175 36H173V35H164V37H163V35H162V32H161V34H160V36L159 35H157V36H153V37H151L150 39H149V41H148V38L147 39H145V40H147V41H145V40H143V42L144 43H146L148 46H151V43L150 42H154V41H157L158 39H163V41H165V39L166 38H170V42L173 40V37L174 38H176V39H174V41H172L171 42V44H165L166 46H170V47H172L171 45H173V47H175V48H172L173 50H176V49H180L181 47L180 46H178V45H180L181 44V46H182V44H183V46H182V48L181 49H183V47H194V44H195V49L193 50V48H189V49H192V51L190 50V52H191V55H192V57L194 58V56H196L195 58H194V60L196 59V61H194L193 59H190L191 58V55L189 56V58L188 59H190V60H186L187 61V63H189V64H187L186 63V61L184 60L185 59V57H186V55H184V54H181V57L179 58V56H180V54H179V56L178 57H174V61L171 59V61H169V60H167V58H164L163 59V57H155L154 55H152V53H153V51H150V48H151V50H153V48L152 47H154V44L152 43V46L151 47H149V49H148V47L146 48V50L147 51H145V44L142 42V41H138V44L139 45H137L136 43V41H135V45L133 46V48H132V50H130V56H131V58H132V60H131V58H130V56H129V61L131 62V63H133V64H130V66H131V68H129V71H130V73H129V71H128V69L127 70H125L124 71V73L122 72V75H121V77H119V79H117L116 78V80L119 82H117V81H113V79H111V77L110 76H107V75H109L108 74V72H107V68H109L110 67V65H112L110 62H108L107 61V59H106V61L105 62H101V64L99 63V64H97L96 66H94L93 68H94V70H93V68H87L86 67V69H85V67H83L84 69H82V71L80 70V72L79 73H81V74H78V71H75V75H78V77H76L75 75V79H73V80H75L76 81V79L78 78V80L74 83V86H76V87H78V88H80V84L83 86V88L84 87H86L87 86V89H85V90H88V92H90V94H93V95H95L94 93H99L102 97H100V95L99 94H97V95H95L94 96V98L97 100V102H96V100L94 101L96 104L98 103V102H100V103H98L100 106H98V104H97V106H96V104H95V106H96V108L94 107V109H93V112L95 113V115H94V113L92 112V114L90 115H88V113L86 114L85 113V111L83 110V112L85 113V114H83L82 115V110H80L79 112H80V117H82L81 118V120L80 121H82L81 123H82V126H83V128L84 129H86V128H88V129H86V130H84L85 132H86V134H88V133H90L91 132V134H92V136L90 135V137H88V135H87V137H86V134H85V132H84V136H82V138L80 137V138H78L77 136L75 137V139H76V141L73 139H71V140H68V141H62V139H60L59 138V141H58V139H57V141H56V135L54 134V132L55 131H53L52 133L54 134H52L53 135V137H55V138H52L53 140L50 142L51 143V147H49V148H51L50 150L49 149H46V150H44L45 152H48L49 153V156H51V157H49V159H52V160H47V162H49V165L51 164V165H53L54 167L56 166L57 168L59 167V166H61V167H59V169H61L62 167V169L61 170H59L60 171V174H62L61 175V177L64 175V179H63V181H65V178H67L68 176H70V174L68 175V174H65V173H68L67 171H69L74 165H76V164H74V163H77V165H79V166H81L82 165V163L84 164V162H85V166H90V165H87V161L88 160H90L89 162H88V164L90 163V164H92V165H94L95 166V168H96V166H97V168H98V166L100 167V168H96V170H98L97 172L95 171V168L93 169V171H95L96 172V178L97 179H99V177H100V179H102V180H105L106 178H107V180H108V178H111V180L112 181H110V179L107 181V183L109 184V185H113L114 183H116V185H117V191H120V192H118L119 193V197H120V199L119 200H121L120 201V203L122 202V201H124V202H122L120 205L122 206H120L121 208H123V209H125V208H127V204L126 203H130V202H133L134 201V203L136 204L137 202H136V198L138 199V194H140V193H147V191H146V189L145 188H147V187H145V186H143V185H145V184H143L141 187H145L144 189H145V191H144V189L142 190V192H140L141 190H136V188L135 189H133V188H131L132 187V182L134 183L135 181H139L138 179H140V181L139 182H142L141 181V178L143 179V183H147V181L148 180H151L152 179V181L154 182V183H156V186H158V184H160L161 183V185H162V183H164V181H165V179L167 180V178H168V176H166L165 177V175H166V173H168L167 171L168 170H165V171H163L164 173V175H161V176H159L161 173L160 172H162L161 170L163 169H165L166 168V166L164 167L163 165H159V162H162V160H163V158H161V156H159L158 158H157V156H156V153H153V152H155V150H154V148H153V145L155 144L154 142L157 140V138L158 139H160L159 137H157L156 136V133L155 132H158L159 131V129H161V128H159L160 127V125H161V127H167V128H169V130H171V128H173V127H171V126H174V129H172V131L170 132V133H172V134H169L168 135V137L170 138V136L171 137H173V139H172V141L169 139L168 141H170L169 143L171 144V146L173 145V147L174 148H172V149H174L175 151H176V149H177V151L178 152H180L181 154H182V152H183V159L185 160H183V161H181V165L179 164V166L180 167H184L185 169H186V165L189 167V171H184V169H183V172L184 173H188L189 172V180L188 181H191L192 180V183H195V185L196 186H199L200 188V190H199V193H198V197L196 198L195 196L196 195H194L193 194V196L191 195L192 193H191V191H192V188L191 189H188L189 188V186H188V184H189V182L187 181V180H185V179H183V177H180L181 179H179V177H178V181L180 182V180H181V182L178 184L179 186H180V188H178V189H180L181 191H182V189H183V194H184V196H182V201L184 200H186L185 201V204L187 205V207H186V209H188V213L187 214H190V215H188V216H190L189 217V219L191 220V222L193 223H195V222H197V220L198 219H200L201 221H206L205 223H202L201 221V230H202V228H203V226H204V228H206L205 230L208 232V230H209V232H211L210 231V229H213V228H211L213 225H215V224H213L216 220H214L213 222H211L210 221V219H211V217H210V215H211V213H209V212H211L212 210V207H213V205L214 206H222L223 204V200H222V198H221V193H220V190H221V187L224 189V191H226L225 189L228 187V190H229V188L231 189L230 191L232 192V190H233V192H232V194H233V196H235V197H238V196H240L239 194H242L244 191H243V188H244V190L246 189L245 187L246 186H248L249 184V186L251 187V186H253L255 189V191L254 192H256V191H258V193H261L262 195L264 194L263 192H264V136L262 135V134H264V111L262 112V115H261V113H257L256 114V116H253V113H254V111L252 110L253 109V105L251 104V103H254V102H256V103H258L257 101H259L262 97H264V86L262 87H260V85L259 86H254V87H257V89L258 88H260L259 90H257V89H255L254 90V92L256 91V94L253 92V94H252V96H253V98H255L253 101L252 100H250L251 101V103L249 104V105H252V108H251V111H250V109L248 110V109H245V107L246 108H248V104L247 103H245L244 104V102L242 101V99L245 101V96H244V94L245 93H243V94H241L244 90H246L247 88L246 87H248V90H246V91H249L250 92V94L252 93V91L250 90V88H253V87H251V86H253L254 84L253 83H255V77L256 76H254L253 75V73H252V75H251V72L248 70V69H246L245 71L246 72H235V75H236V73H237V75L235 76L234 74H232L230 71L228 72V71H226V69H225V71H224V69L223 68H221V62L219 61V60H221V59H223V57L224 58H227V57H229V53H226L225 51H227L228 49H229V51L231 50V49H233L234 47H233V40L235 41L236 40V42L237 41H239V39L241 40L242 38H244V37H239V36H237V35H235V33L234 32H236V31H234V29L236 28L237 29V27H239L238 25H240V23L239 22H245V21H249V22H247L248 24H250V28H252V27H254V28H252L251 29V31L252 32H255L256 30L257 31H259L260 29L259 28H261V32H263V34L261 33V34H258V35H264V14H262V12L264 11V10H262V8L264 7V0H261ZM10 2V4H11V0L9 1ZM79 2V3H78ZM221 2H222V0H221ZM12 3H13V1H12ZM77 4H81L82 6H83V8H82V6H81V8L82 9H79V8H77V9H79V10H81L82 11V13H84L85 11H90L89 13H91V12H93V10H96V11H94V13H95V15H94V18H98V17H100L101 15H102V13H99L97 10H99L98 8H97V5H98V2L97 1H95V0H78L77 2H76ZM83 3V4H82ZM14 4H16V2L14 3ZM29 4H32L31 6L29 5ZM88 5L89 6V8L88 9H86V10H84L85 9V7H86V5ZM90 4H91V7H90ZM9 5V4H8ZM13 5V4H12ZM18 5V4H17ZM230 5V4H229ZM261 5H263L262 7H261ZM14 6L15 5H13V8H14ZM19 6V5H18ZM18 6H15V8H17ZM19 6V7H20ZM80 6V5H79ZM93 6V7H92ZM96 6V7H95ZM224 6H227L228 7V4L226 5V4H224ZM224 6H221V7H219L220 9L222 8V10H227L226 8H224ZM11 6H9L8 8H10ZM18 7V8H19ZM231 6H229V8H230ZM14 8V9H15ZM23 8V7H22ZM20 9V10H18V11H20V12H23L24 11V13H22V15H24V16H22L21 15V17H26V16H28V14H27V11L29 10V8H28V10H24V9ZM228 8V9H229ZM233 8V7H232ZM261 8V10H259ZM11 9V8H10ZM10 9H9V11H10ZM93 9V10H92ZM23 10V11H22ZM11 11H12V13L13 14H16L15 13V11H13V9H11ZM10 11V12H11ZM26 11V12H25ZM81 11H79V12H81ZM17 12V11H16ZM98 12V15L96 14ZM264 13V12H263ZM261 14V15H260ZM26 15V16H25ZM256 17H255V16ZM263 15V16H262ZM96 16V17H95ZM239 16V15H238ZM259 16V17H258ZM10 17V16H9ZM11 17H12V14H11ZM235 17V18H234ZM246 17V18H245ZM249 18V19H248ZM258 18V19H257ZM258 21H257V20ZM0 22H2V20H3V22L2 23H0V27L2 26H4V29L5 30H7L8 29V27H14V26H11V23H15L14 22V20H6V21H4L5 20V18L3 19L2 17L0 18ZM115 20V22L114 23H117L116 21H118L119 20V18L117 17V18H115L114 19ZM245 20V21H244ZM13 21V22H12ZM238 21V24H236V22ZM253 21V22H252ZM10 22V23H9ZM253 24H252V23ZM258 22V23H257ZM246 23V22H245ZM244 23V24H245ZM244 24H241L240 26H242V25H244ZM247 24V25H248ZM259 24V25H258ZM262 24H263V27H261L262 26ZM7 25V26H6ZM115 25H118V23L117 24H115ZM230 25H232V28H229L230 27ZM234 25V26H233ZM236 26V27H235ZM260 26V27H259ZM235 27V28H234ZM10 28V29H11ZM234 28V29H233ZM1 29V28H0ZM10 29H9V31H10ZM13 30H14V28H12ZM231 31H230V30ZM235 29V30H236ZM259 29V30H258ZM3 30V29H2ZM5 30H3V32L2 33H5V35L7 34V31L6 32H4ZM12 30V31H13ZM229 30V31H228ZM12 31H10V32H12ZM174 31V30H173ZM173 31L171 32V33H173ZM256 31V32H257ZM260 31L258 32V33H260ZM10 32H8V33H10ZM222 32V33H221ZM219 33H221V34H223V35H221V34H219ZM17 34V33H16ZM196 34V35H195ZM9 35V34H8ZM22 35V34H21ZM161 35H162V37H161ZM181 35H183V36H181ZM192 35V36H191ZM196 37H195V36ZM7 36V35H6ZM14 36V35H13ZM171 36V37H170ZM173 36V37H172ZM181 36V37H180ZM188 36V37H187ZM224 36V39H222V37ZM260 36H258V37H260ZM8 38H9V41H7L8 42V44H6L5 43V45H3V47L4 46H6L7 47V45H10L11 46V48H12V46H13V49L15 50V49H17V48H14L15 46L17 47V45H18V47H19V45H24V44H22V42H21V40H19V37H20V35H18V37H17V35H15V37L14 38H16L17 37V39H15L16 40V45L15 44H13L14 43V38L12 39L11 37H9V36H7ZM155 37H157V39L155 38ZM166 37V38H165ZM187 37V38H186ZM228 37H230V38H228ZM231 37H233L232 39H231ZM172 38V39H171ZM183 38V39H182ZM226 38H228L229 40H230V43H226V42H228L229 40L228 39H226ZM238 38V39H237ZM246 38V37H245ZM21 39V38H20ZM152 39H154L153 41H151ZM156 39V40H155ZM198 39H200V40H198ZM259 39V38H258ZM262 39V40H261ZM12 40V41H11ZM159 40V41H160ZM177 40V41H176ZM206 42H205V41ZM228 40V41H227ZM232 40V41H231ZM264 36H262V37H260V41H261V43L260 42H256V44L254 45V46H251V47H253V48H251L250 47V49H251V51L250 52H253L254 51V48L257 50H261V52H264L263 50H264ZM163 41H161V42H163ZM169 41V40H168ZM185 41H189V42H187V43H189V44H187V43H185ZM198 41V42H197ZM201 41H202V43H203V45H202V43H201ZM212 41V42H211ZM225 41V42H224ZM18 42H21V44H18ZM141 42V43H140ZM178 43V45H177V43ZM184 42V43H183ZM207 42H211V44H209V43H207ZM235 42V43H236ZM148 43H150V45L148 44ZM172 43H174V44H172ZM205 43V44H204ZM213 43V44H212ZM13 44V45H12ZM26 44V43H25ZM176 44V45H175ZM187 44V45H186ZM191 44H193V45H191ZM197 44V45H196ZM226 44V45H225ZM258 44V45H257ZM15 45V46H14ZM175 45V46H174ZM190 45V46H189ZM200 45V46H199ZM204 45L206 46V48L204 47ZM211 45V46H210ZM227 45H229V47L227 46ZM9 46V47H10ZM136 46H137V49H135L136 48ZM145 46V47H144ZM21 47V46H20ZM142 47V48H141ZM197 47H198V49H197ZM239 47V46H238ZM258 47V48H257ZM129 48H130V46H129ZM201 48V49H200ZM202 48L204 49V50H202ZM260 48V49H259ZM137 51L136 53H135V50ZM140 49V50H139ZM180 49V50H181ZM215 49H216V51H215ZM14 50H13V52H14ZM219 50V51H218ZM253 50V51H252ZM257 50V51H258ZM132 51V52H131ZM140 51V52H139ZM145 51V52H144ZM177 51V50H176ZM195 51H196V53H195ZM229 51H227V52H229ZM16 52V51H15ZM15 52H14V54L11 52V56H12V58H11V56H10V58H7V61L6 62H8V59H10L9 60V63H12V62H10V61H13L14 63H16V61H15V59H17V58H14V55L15 56H18L19 54H17V52H16V54H15ZM149 52L151 53V54H149ZM218 52V53H217ZM221 52V53H220ZM2 53V51H0V54ZM76 54L77 53H74V54H72V56H70V58H68V60L70 59H73L74 61L75 60H78L77 58H75L76 57ZM144 54H148V55H144ZM197 54V55H196ZM200 54V55H199ZM254 54V53H253ZM75 55V56H74ZM152 55V56H151ZM194 55V56H193ZM255 55V54H254ZM254 55L252 56V53H251V55H249V57H248V59L249 60H252L253 58H254ZM264 55V53L262 54V56ZM134 56V57H133ZM142 56V57H141ZM146 56V57H145ZM154 56V57H153ZM182 56L184 57L183 59H182ZM247 56L248 55H246L245 56V58L244 59H247ZM73 57V58H72ZM202 57V58H201ZM264 57V56H263ZM75 58V59H74ZM118 58H120L121 59V57H117V59ZM134 58V59H133ZM142 58H143V60H142ZM146 58V59H145ZM148 58V59H147ZM155 58V59H154ZM12 59V60H11ZM117 59L115 58L114 60L115 61H117ZM120 59H118V60H120ZM166 59V60H165ZM179 59H181L180 61H182L183 60V63L184 64H186L187 66H188V68H190L189 67V65L191 64L192 66H193V64H194V66H193V69H191L192 68V66H191V68L190 69H188L187 68V71H185L186 70V65H185V68H184V66L182 65V64H180L179 62ZM217 59V60H216ZM68 60H66L67 62H68ZM70 60H69V63H70ZM72 60V61H73ZM151 60V61H150ZM175 60H177L178 61V64H177V62L176 63H174L175 62ZM71 61V62H72ZM134 61V62H133ZM166 61V62H165ZM170 62V65L168 66V64H169V62ZM199 61H201L200 62V65H199ZM222 61V60H221ZM35 62V60H33V63ZM194 62V63H193ZM197 62V63H196ZM20 63V62H19ZM18 62H17V64H19ZM108 64V65H107ZM110 64V65H109ZM136 64V65H135ZM173 64H175V65H177V67H175V65H173ZM132 65H133V67H132ZM180 65V66H179ZM181 65H182V67H183V70H182V67H181ZM199 65V66H198ZM217 65V66H216ZM172 66V67H171ZM173 66L175 67V69H173L175 72H177L178 73V75H177V73H173L172 71V68H173ZM220 66V67H219ZM171 67V68H170ZM200 67H202V68H200ZM220 69H219V68ZM261 66H259V70L261 69L260 68ZM132 68H133V70H132ZM179 68H181L180 69V71H179ZM204 68V69H203ZM213 68H215V69H213ZM263 68V67H262ZM33 69V68H32ZM88 69V70H87ZM90 69H92V70H90ZM168 69H170V71L168 70ZM178 69V70H177ZM194 69H195V72L197 73V75H196V73H195V75H194V72L192 73V71H194ZM210 70V71H208V70ZM84 70H86V71H84ZM163 70V71H162ZM172 70V71H171ZM192 70V71H191ZM202 70H204V71H202ZM223 70V71H222ZM94 71V72H93ZM105 71H106V73H105ZM171 73V77H170V75H169V72ZM183 71V72H182ZM191 72V73H189V72ZM200 71L202 72V74L200 73ZM206 71V72H205ZM214 71H216V72H214ZM83 72V73H82ZM93 72V73H92ZM186 72L190 75L191 74V76H189L188 74H186ZM203 72H205V74L206 73H208V74H204ZM210 72V73H209ZM220 72V73H219ZM231 73V74H228V73ZM261 74L264 72V70H262V71H259ZM77 73V74H76ZM86 73H89V74H86ZM131 73H133V74H135V75H133V74H131ZM172 73L173 74H175V75H172ZM200 73V75H198ZM239 73H241V74H239ZM244 73V74H243ZM83 74V75H82ZM84 74H85V76H84ZM129 76H128V75ZM185 74L187 75V78H186V76H185ZM225 74V75H224ZM260 74V75H261ZM88 75H91L90 77H87ZM106 77H105V76ZM126 75V76H125ZM184 76V78H186V80L184 79V78H182L183 76ZM203 75H205V76H203ZM208 75V76H207ZM218 75V76H217ZM233 75V76H232ZM239 75L241 76V77H239ZM243 75V76H242ZM245 75V76H244ZM249 75V76H248ZM256 75V74H255ZM74 76H73V78H74ZM79 76H81V77H79ZM125 78H124V77ZM174 76H175V78H174ZM178 76V77H177ZM192 76H194V77H192ZM201 76H203L204 78H206L205 80H202L203 81V83L201 84L200 82H202L201 81V78H203V77H201ZM211 76V77H210ZM222 77V78H220L219 79V77ZM227 78H225V77ZM262 76V75H261ZM86 77H87V79H86ZM107 77H108V79H107ZM123 77V78H122ZM173 77V78H172ZM190 77H192L191 78V81H190ZM197 77H201L200 79L199 78H197ZM216 77H218V78H216ZM224 77V78H223ZM230 77V78H229ZM239 79H238V78ZM244 77V78H243ZM252 77V79L250 80V79H248V78H251ZM69 77H67L66 79H68ZM81 78V80L83 81H80L79 79ZM91 78H93V79H91ZM123 80H122V79ZM133 78V79H132ZM135 78V79H134ZM170 78V79H169ZM179 78V79H178ZM196 78V79H195ZM203 78V79H204ZM211 78V79H210ZM234 78H235V82H234ZM245 78H247V80L245 79ZM254 78V79H253ZM105 81H103V80ZM107 79V80H106ZM166 79H168V80H165ZM182 79V80H181ZM186 81H184V80ZM197 79H199V80H197ZM218 79V81H217V83H216V81L215 80H217ZM221 79H222V82H221ZM231 79H232V81H231ZM263 79V78H262ZM86 80V81H85ZM115 80V79H114ZM132 80H134V82H138L137 84H134V82L132 81ZM141 80V81H140ZM155 80V81H154ZM177 80V81H176ZM182 82H181V81ZM211 80V81H210ZM224 80V81H223ZM231 82H230V81ZM246 80V81H245ZM253 80H255L254 82H253ZM79 81V82H78ZM92 81V82H91ZM124 81H126L125 83H123ZM131 81H132V83H131ZM165 81V82H164ZM170 81V82H169ZM196 81V82H195ZM215 81V82H214ZM227 81H228V83H227ZM250 81H251V83H250ZM81 82V83H80ZM90 82V83H89ZM93 82H95L94 84H93ZM114 82V83H113ZM153 82H154V84H156V85H154L153 84ZM190 82V83H189ZM192 82V83H191ZM198 82V83H197ZM222 83V84H219V83ZM226 82V83H225ZM247 82V83H246ZM259 82H261V81H259ZM84 83V84H83ZM105 83H106V85H105ZM116 83H117V85H116ZM143 85H142V84ZM150 83H152V84H150ZM170 85H172V86H170ZM181 83H183V84H181ZM187 83V84H186ZM196 83V84H195ZM230 83V86L228 85ZM231 83H235V85H233V84H231ZM237 83H238V85H237ZM262 83V82H261ZM77 84H78V86H77ZM98 84H100V85H98ZM121 85V86H118V85ZM123 84V85H122ZM179 84V87H180V84H181V87L183 86L184 88H179L178 87V90L179 89H181V91H182V89H183V91H184V89L185 90H189V91H187V92H181L180 90V92L181 93H183L182 95H184V96H182L181 95V93H178L179 91H177V93H176V87H177V85ZM186 84V85H185ZM195 84V85H194ZM216 84H218V86L219 87H217L216 86ZM224 84H226L227 85V87L224 85ZM243 84V85H242ZM247 84V85H246ZM259 84V83H258ZM92 86V88L93 89H91V87L90 86ZM105 85V86H104ZM125 85V86H124ZM138 85V86H137ZM141 85V86H140ZM146 85H147V87L149 88H147L146 87ZM152 85V86H151ZM154 85V86H153ZM174 85H176V86H174ZM193 85V86H192ZM212 85H213V89H212ZM222 85L225 87V90H224V88H222V90H224V91H221V87H222ZM241 85V87H239ZM72 87L71 89L73 90V91H75L76 89H75V87ZM81 86V87H82ZM90 88H89V87ZM114 86H115V88H114ZM124 86V87H123ZM128 86V87H127ZM145 88H143V87ZM151 86V87H150ZM173 86L175 87V89H172L173 88ZM198 86H199V88H198ZM207 86H209L210 87V89H211V91L212 90H214L213 92H216V90H218V91H221V92H223V93H227V95H225V94H223V95H221V93H219L218 94V96L220 95V97H224V98H226L225 100H224V98H222V99H220L221 101H219V102H216V103H219L220 105L223 103V101H224V106H223V104H222V106H220V105H218V106H220L219 108H225V105H226V110L227 111H229V113H233L232 112V110L234 111V113L233 114H235V115H237V116H239L238 117V119H240V117H241V119L240 120H238L237 119V126H235L234 128H235V130H237V131H241V134H240V138L242 137V136H244V138H243V140L242 141H240L239 140V142L237 143L236 142V147H234V150L232 149H230L229 150V152L227 151V152H224V151H216V153H213V154H215V156H211L212 157V159H211V157H207L206 158V156H208L205 152H204V154L202 153L203 152V150H199L200 152L198 153V151H196V152H194V150L196 149L195 148V146H197L200 142V145H198L199 146V148H200V146L202 145V141H200V139H202V136L203 135H205V133H206V130H208V126L211 124H209V122H211V119H212V117L210 118L209 117V115L205 118V120L204 119H199V117L198 116H195V115H192V116H190V117H188V115L187 116H183V114H184V112L185 113H187V101H185V102H183L182 100H187L188 98H185L184 99V97L186 96L187 97V94H189V92L192 94V92H197V90L198 89H201V90H203V92L204 91H206L207 89L209 90V87L207 88ZM232 86V87H231ZM237 86V88H235ZM108 87H110V88H108ZM127 87V89H128V91H126L127 89H125ZM134 87V88H133ZM142 87V88H141ZM171 87V88H170ZM194 87V88H193ZM214 87H215V89H214ZM239 87V88H238ZM243 87V88H242ZM75 90H74V89ZM89 88V89H88ZM96 88V89H95ZM106 88V89H105ZM114 88V89H113ZM124 88V89H123ZM152 88V89H151ZM153 88H154V90H153ZM172 89L171 91H172V94H174V95H172V94H170L169 96H170V103L172 104V106H168V105H171L170 103L168 104V105H166V106H168V107H165V109L163 110V109H160V112H159V114H158V112H157V110H154V112L152 111V112H150V113H148L147 115V117H145L146 119H144V116H146V115H144L143 116V114H141V113H139V111H136V110H138V109H135L134 108V106L136 107V104L135 105H130L129 103L128 104H126V105H122L123 103H126L125 102V99H126V97H127V99H126V101H128V100H130L131 98H133L132 96L133 95H135L136 96V94H134V93H136V92H139V93H137V96L139 95H142V96H140V97H147V99H148V101L147 100H145V101H147V103H152V104H150L151 105V108H155V106H156V103H157V101H156V99L158 98L159 100L163 97V96H161V95H166V94H169L168 92L170 91H168V92H166V91H164L163 92V90L162 89ZM196 88H197V90H196ZM206 88V89H205ZM232 88H235V90H233ZM240 88H242V89H240ZM70 89V90H71ZM91 89V91H89ZM98 89V90H97ZM103 89V90H102ZM123 89V90H122ZM132 89V90H131ZM134 89H139V90H134ZM147 89V90H146ZM165 89V90H166ZM193 89H195L196 91H193ZM230 89V90H229ZM237 89V90H236ZM239 89H240V92H239ZM71 90V91H72ZM108 90V91H107ZM110 90V91H109ZM125 90V91H124ZM130 90L132 91V92H130ZM142 90V91H141ZM161 90V91H160ZM173 90H175L174 92H173ZM190 90H192V92L190 91ZM73 91L72 92H70V93H68L69 95L70 94H72L73 93ZM96 91V92H95ZM112 91V92H111ZM114 91H116V92H114ZM133 91H136V92H133ZM158 91V92H157ZM199 91V90H198ZM210 91V90H209ZM210 91V92H211ZM229 91V92H228ZM231 91V92H230ZM238 91V92H237ZM246 91H244V92H246ZM257 91H259L258 92V94H257ZM101 92H103V93H101ZM150 92V93H149ZM162 92V93H161ZM201 92V91H200ZM249 92H247L245 95H248V93ZM146 93V95H144ZM156 93V94H155ZM159 93V94H158ZM161 93V94H160ZM171 93V92H170ZM187 93V94H186ZM229 93V94H228ZM236 93V94H235ZM239 95H238V94ZM131 95V97H130V95ZM153 94V95H152ZM155 94V95H154ZM176 94H179V96L178 95H176ZM186 94V95H185ZM261 94V95H260ZM66 95V94H65ZM148 95V96H147ZM150 95H152V96H150ZM158 97H157V96ZM233 95V96H232ZM237 95V96H236ZM134 96V97H135ZM156 97V99H155V97ZM161 98H160V97ZM177 98H176V97ZM182 96V97H181ZM227 96V97H226ZM244 96V97H243ZM252 96H251V98H252ZM254 96H259L260 98H256V97H254ZM110 97V98H109ZM149 97H152V99L151 98H149ZM153 97H154V99H155V101H149V100H154L153 99ZM98 98H100L101 100H99ZM144 98V99H145ZM172 98V99H171ZM174 98V99H173ZM182 98V99H181ZM229 98V99H228ZM241 99V100H239V102H238V99ZM251 98H248V99H251ZM252 98V99H253ZM68 100H69V97L67 98ZM124 99V100H123ZM169 99V98H168ZM178 99V100H177ZM257 99V100H256ZM233 100V101H232ZM237 100V101H236ZM256 100V101H255ZM69 101H71V100H69ZM117 101V102H116ZM167 101H169V100H167ZM181 101V102H180ZM226 101V102H225ZM228 101V102H227ZM234 101H236L235 102V104L238 102V103H240L241 105H242V107H244L246 104H247V106H245L244 108H242L241 106H240V104H237V105H233L234 106V108H232V104H234L233 102ZM261 101H263L262 99H261ZM260 101V102H261ZM64 102V101H63ZM155 102V104H153ZM180 102V103H179ZM232 102V103H231ZM242 102H243V104H242ZM259 102V103H260ZM68 103H69V105L71 104V102H68V101H66L65 103H63V105L64 104H66V105H68ZM103 103H104V105H103ZM121 103V104H120ZM175 103H176V105H175ZM215 103V104H216ZM227 103V104H226ZM229 103H231V104H229ZM261 103H263L264 104V101L263 102H261ZM260 103V104H261ZM119 104V105H118ZM158 104V103H157ZM182 106H181V105ZM65 105V106H66ZM102 105V106H101ZM115 105V106H114ZM149 105V104H148ZM154 105V106H153ZM187 105V106H186ZM210 105H212L211 103H210ZM216 105V106H217ZM120 106V107H119ZM125 106V107H124ZM128 106H130L129 108H128ZM132 106V107H131ZM184 106H186V107H184ZM216 106H214V109H217L218 108V106H217V108H216ZM228 106H230V107H228ZM237 106H240V107H237ZM264 106V105H263ZM67 107V106H66ZM104 107V108H103ZM107 107H108V110H106L107 109ZM111 107V108H110ZM113 107V108H112ZM114 107H116V109H117V111H116V109L114 108ZM118 107V108H117ZM178 109H177V108ZM182 107H184V108H182ZM125 108V109H124ZM128 108V110H126ZM149 108H150V106H149ZM149 108L147 109V110H149ZM151 108H150V110H151ZM159 108V107H158ZM169 108H171V110L169 109ZM218 108V109H219ZM250 108V107H249ZM104 109V110H103ZM119 109V110H118ZM120 109H122V111L120 110ZM130 109V110H129ZM135 109V112L133 111ZM156 109V108H155ZM166 109H168V110H166ZM179 109H180V111H179ZM182 109V110H181ZM112 110V111H111ZM127 112H126V111ZM163 110V111H162ZM173 110V111H172ZM186 110V111H185ZM105 111V112H104ZM146 111V110H145ZM159 111V110H158ZM162 111V112H161ZM170 111V112H169ZM175 111V112H174ZM184 111V112H183ZM216 111V110H215ZM231 111V112H230ZM249 111L252 113H249ZM253 111V112H252ZM121 112V113H120ZM123 112V113H122ZM138 112V113H137ZM148 112V111H147ZM168 112H169V114H168ZM176 114V116H175V114ZM120 113L121 115H118V114ZM127 113V114H126ZM133 113H135V114H133ZM170 113H171V116H169L170 115ZM237 113V114H236ZM116 115L117 114V116L115 117L114 115ZM123 114V115H122ZM126 114V115H125ZM140 114H141V116H140ZM153 114V115H152ZM161 114H163V115H161ZM165 114H168V115H165ZM245 114V115H244ZM255 114V113H254ZM92 115H94L93 116V118H91L92 117ZM133 115V116H132ZM135 115V116H134ZM138 115V116H137ZM157 115V117H155L154 118V116H156ZM247 115V116H246ZM250 115H251V117L252 118H250ZM123 116H126V117H123ZM129 116V117H128ZM143 116V117H142ZM161 116V117H160ZM173 116V117H172ZM210 116H212V114L210 115ZM244 116H245V118H247V119H245L244 118ZM83 117H85V118H83ZM106 117V118H105ZM109 117V118H108ZM111 117V118H110ZM121 117V118H120ZM141 117V118H140ZM149 117H151V118H149ZM161 119H160V118ZM162 117H164L165 118V120H164V118H162ZM169 117V118H168ZM172 117V119H170ZM183 117V118H182ZM192 117V118H191ZM195 117H196V119H195ZM249 117V118H248ZM113 118V119H112ZM124 118V119H123ZM129 118H131V121H129L130 119ZM135 118H137V119H135ZM140 118V119H139ZM148 118H149V120H148ZM154 119V121L156 122L157 121V123H155L154 124V121H153V119ZM180 118V119H179ZM182 118V119H181ZM256 118V119H255ZM83 119V120H82ZM88 119V120H87ZM93 119V120H92ZM96 119V120H95ZM112 121H111V120ZM115 119H117L116 121H115ZM121 119V120H120ZM125 119H126V121H125ZM152 119V120H151ZM162 119H163V121H162ZM176 119L178 120L179 119V121H177V123L175 122L176 121ZM189 119H191V120H189ZM248 119H249V121H248ZM253 119H255L254 121H253ZM108 120H110V122H112L111 124H108ZM118 120H120V121H118ZM128 120V121H127ZM139 120V121H138ZM151 120V121H150ZM162 122H161V121ZM173 120V121H172ZM189 120V121H188ZM195 122H194V121ZM199 120V122H201V121H203V122H201V124L199 123V122H196V121H198ZM201 120V121H200ZM245 120V121H244ZM84 121V122H83ZM86 121V122H85ZM90 121V123H91V125H90V123H88ZM95 121V122H94ZM105 121V122H104ZM123 121V122H122ZM133 121V122H132ZM143 121H144V125H142L143 124ZM170 121V122H169ZM187 121V123L185 124V123H183V122H186ZM207 121V122H206ZM240 121H241V124H239L240 123ZM248 121V122H247ZM93 122V123H92ZM117 122H118V124L119 125H117ZM129 122V123H128ZM147 122H149L150 123V125L153 127V129L154 128H156V129H154L155 131H153V129H151V127L150 126H147L146 124H148ZM151 122H152V124H151ZM158 122L160 123L159 125H158ZM164 122V123H163ZM165 122H168V123H166L165 124ZM179 122V123H178ZM251 122L253 123L252 125H251ZM84 123V124H83ZM85 123H87L86 125H85ZM105 123H107L105 126L103 125V124H105ZM116 123V124H115ZM128 123V124H127ZM142 123V124H141ZM162 123V124H161ZM205 123V124H204ZM208 125H207V124ZM248 123H250V124H248ZM92 124H94V125H92ZM97 124V125H96ZM99 124V125H98ZM132 124V125H131ZM141 124V126H139ZM154 124V125H153ZM172 124V125H171ZM174 124V125H173ZM176 124V125H175ZM178 124V125H177ZM179 124H180V127H179ZM190 124H191V126H192V128H191V130L192 129H194L195 131H194V133L196 132V134H194V136H196V139H193V138H195V137H192V138H190V139H186L187 138V135H185V133H187V131L188 130H186L185 131V128L184 127H186V125L188 126V127H186V129H188L189 128V126H190ZM194 124V125H193ZM199 124V125H198ZM90 125V126H89ZM113 126V127H111V126ZM127 125V126H126ZM128 125L129 126H131V127H129L128 128ZM133 125H135V126H133ZM148 127V128H146V126ZM165 125V126H164ZM195 125H197L198 127H200V129L198 128V127H196ZM201 125V126H200ZM206 125V126H205ZM212 125V124H211ZM249 125V126H248ZM85 126V127H84ZM91 126H95V127H92V128H94V129H89ZM145 128H144V127ZM155 126V127H154ZM179 128H177V127ZM193 126H195V127H193ZM243 126L245 127H248L247 129H246V131H244L243 130ZM252 126V127H251ZM108 127H109V130L111 131V129L113 130V134H112V131L111 132H108ZM110 127H111V129H110ZM115 127H117V128H115ZM122 127V128H121ZM123 127H124V129H123ZM137 127V129H138V131H136L135 130V128ZM157 127H158V129H157ZM171 127V128H170ZM204 127H208L207 129H205ZM241 127V128H240ZM245 127V128H246ZM95 128H96V130H95ZM132 128L136 131V132H134V130H133V132H134V134L137 136V137H133V134H132V136H131V131H132ZM141 128H144L143 130L141 129ZM181 128V129H180ZM195 128H198V129H195ZM203 128V129H202ZM250 128V129H249ZM103 129H105V132H106V130H107V133H105L104 132V130ZM120 129L124 132H122V131H120ZM152 130V132H150V130ZM182 129H184V131L182 130ZM89 130V131H88ZM99 130H100V132H99ZM116 130H117V132H116ZM125 130V131H124ZM139 130H141L140 131V133H139ZM146 130V131H145ZM180 130V131H179ZM189 130H190V128H189ZM201 130V131H200ZM204 130V131H203ZM234 130V129H233ZM243 130V131H242ZM59 131V130H58ZM114 131H115V133H114ZM142 131H145V132H142ZM174 131H175V133H176V135H175V133H174ZM182 131V132H181ZM237 131H235V133L237 132ZM239 131V132H240ZM248 131V132H247ZM261 131V132H260ZM88 132V133H87ZM93 132V133H92ZM98 132L100 133V134H98ZM125 132H127V133H125ZM129 132V133H128ZM131 132V133H130ZM149 132V133H148ZM239 132H237L236 133V136L234 135V137L238 140L239 139ZM249 132L251 133V134H249ZM59 133V132H58ZM97 133V134H96ZM105 133V134H104ZM109 133V134H108ZM143 133H145V135L143 134ZM154 133V134H153ZM180 133V134H179ZM200 134L199 135V137H200V139L197 137L198 136V134ZM246 133L248 134V135H246ZM57 134V133H56ZM102 134V135H101ZM141 134H143V135H141ZM244 134V135H243ZM255 134V135H254ZM51 135V136H52ZM59 135V134H58ZM96 136L97 135V137H94V136ZM104 135V136H103ZM107 137H106V136ZM128 135V136H127ZM151 136V138H150V136ZM246 135V136H245ZM249 135H252L253 136V138H251L250 139V137L251 136H249ZM100 136V137H99ZM102 136V137H101ZM141 136V137H140ZM143 136V137H142ZM147 136H149V137H147ZM152 136H154V138L152 137ZM156 136V137H155ZM164 136V135H163ZM182 136V137H181ZM238 136V137H237ZM60 137V136H59ZM83 137L85 138V139H83ZM92 137V138H91ZM96 139V140H98V142H99V144H98V142L94 139V138ZM133 137V138H132ZM139 137H140V139H139ZM165 137V136H164ZM176 137V138H175ZM178 137V138H177ZM259 137V138H258ZM263 137V138H262ZM89 138V139H88ZM99 138H103V140H101V139H99ZM106 138V140H104ZM132 138V139H131ZM150 138V139H149ZM175 138V139H174ZM189 138V137H188ZM234 138V139H235ZM256 138V139H255ZM54 139H55V143L53 142L54 141ZM80 140V141H78V143H77V140ZM93 139H94V141H93ZM110 139H111V141H110ZM143 139V140H142ZM149 139V140H148ZM168 139V138H167ZM182 141H181V140ZM192 139V140H191ZM198 139H199V141H198ZM232 139H233V137H232ZM233 139V140H234ZM235 139V140H236ZM260 139V141L257 143L256 142V140L258 141ZM263 139V140H262ZM89 140V141H88ZM135 140V141H134ZM175 140H177L176 142H175ZM234 140V141H235ZM251 140V141H250ZM263 141V145L262 144H259L260 142H262ZM81 141H83V142H81ZM92 141V142H91ZM104 142L103 144L105 145H102V143L101 142ZM140 143V146L138 145L139 143ZM143 141H145V143H143ZM147 141V142H146ZM151 141H153V142H151ZM181 141V142H180ZM196 141H198V144H197V142ZM230 141V144L231 143H233L234 144V141H232L231 139L229 140ZM7 142V141H6ZM58 142V143H57ZM80 142V143H79ZM94 142V143H93ZM107 144H106V143ZM111 142V143H110ZM113 142H114V144H113ZM178 142V143H177ZM241 142V143H240ZM253 142V143H252ZM60 143V144H59ZM82 143V144H81ZM137 143V145H135ZM151 143V144H150ZM152 143H154V144H152ZM192 143H196L195 145L193 144V146H192ZM244 143V144H243ZM252 143V144H251ZM254 143H257L256 144V147H259L260 145H262V146H260V147H263L262 149L259 147V150H258V148H256L255 147V145H254ZM57 144V145H56ZM65 144V145H64ZM79 144V145H78ZM91 144H92V146H91ZM101 144V145H100ZM144 144V145H143ZM146 144H150L149 145V147H150V150L148 151V149H149V147L146 145ZM178 144V145H177ZM237 144L238 145H240V144H243V145H240L241 147H240V149H239V146H237ZM4 145V144H3ZM2 144L0 145V151L1 152H3V154L0 152V167L4 170V168L6 167V170H11V171H23V170H25V169H29L30 167V169L31 170H34V167L36 166V163L35 162H37V163H39V161H40V158L38 159V158H34V160L32 159V158H30L31 160L29 161V159H24L25 157L27 158V156H25L24 157V152L23 151H21V149H20V147H18V149H17V154H16V149H14V151H15V153L13 154V149H10V150H12L11 151V153L13 154V155H15V156H13L12 154H10V151L8 150L9 148H10V146L9 147H6L5 148V146H3ZM54 145H56V148L54 147ZM60 145H62V146H60ZM134 145V146H133ZM151 145H152V147H151ZM182 145V146H181ZM188 145V146H187ZM247 145V146H246ZM3 146V147H2ZM58 146V147H57ZM60 146V147H59ZM69 146H70V148H69ZM82 146V148H80V147ZM90 146V147H89ZM96 146H98V148H100L101 149V151H100V149H95V148H97ZM107 146H108V148H107ZM111 146V147H110ZM112 146H113V148H112ZM134 147V149H135V147H136V151H133L131 148L132 147ZM139 146V148H137ZM143 146V147H142ZM179 146V147H178ZM186 146V148H184ZM246 147V148H244V149H246V151L242 148V147ZM249 146V147H248ZM69 149H68V148ZM79 147V148H78ZM83 147H85V149H83ZM102 147H104L103 149H102ZM144 147H148V149H146L145 148V150H144ZM192 147H194V150H192L193 148ZM59 148V149H58ZM62 148V149H61ZM86 148H88V150L86 149ZM115 148V149H114ZM153 148V149H152ZM198 147H197V149H199ZM255 148V149H254ZM5 149V150H4ZM6 149H7V151H6ZM20 149V150H19ZM23 149V148H22ZM58 152V154H59V152H60V156L61 157H63V158H61L60 156H58V154H57V152H55V150ZM78 149V150H77ZM105 149H109L108 150V152L109 153H111V154H109V153H106V151L107 150H105ZM130 149V150H129ZM139 149V150H138ZM183 149V150H182ZM186 149V150H185ZM252 151H251V150ZM253 149L255 150L254 152H253ZM257 149V150H256ZM62 150V151H61ZM68 150V151H67ZM77 150V151H76ZM81 150V151H80ZM105 150V151H104ZM115 150V151H114ZM127 150H129V152L127 151ZM144 150V151H143ZM151 150H154V151H152L151 152ZM174 150H171L172 152L174 151ZM191 150L193 151V152H191ZM50 151V152H49ZM94 151V152H93ZM95 151H97V152H95ZM131 151V152H130ZM140 151H142V152H140ZM147 151H148V155H146L147 154ZM174 151V152H175ZM176 151V152H177ZM202 151V152H201ZM236 151H237V153H236ZM243 151V152H242ZM250 151V152H249ZM21 152H23V154L21 155ZM57 154V156L55 155V153ZM68 152V153H67ZM71 152V153H70ZM88 152V153H87ZM115 152V154H114V156L112 155L113 153ZM126 152V153H125ZM134 152V153H133ZM137 154H136V153ZM150 152H151V154H150ZM221 152V153H220ZM234 152V153H233ZM242 152V153H241ZM257 152H259V153H257ZM7 153H8V155L10 156V158L8 159V160H6V158H8V157H6L5 158V156L4 155H7ZM51 153V154H50ZM54 153V154H53ZM74 153V154H73ZM78 153H82L83 154V156L85 157V158H83V156L80 154V156L78 155ZM101 153H106V154H108V158L106 159V160H104V159H102L103 157H104V155H106V154H101ZM122 153V154H121ZM145 153V154H144ZM191 153V154H190ZM195 153V154H194ZM229 153V154H228ZM256 155H255V154ZM47 154V153H46ZM118 154H120V155H118ZM135 154L136 155H141V156H143L144 157V155L146 156V157H142L143 159H137L136 157L137 156H135ZM200 154H202V155H200ZM223 154V155H222ZM226 154V155H225ZM229 156H228V155ZM242 154H244L243 156H244V158H243V156H241ZM259 154V155H258ZM48 155V154H47ZM62 155H64V156H62ZM101 157H100V156ZM112 155V156H111ZM123 155V156H122ZM126 155V156H125ZM128 155H130V156H128ZM155 155V156H154ZM206 155V156H205ZM218 155V156H217ZM235 155V156H234ZM237 155V156H236ZM240 155V156H239ZM246 155V156H245ZM53 156V157H52ZM90 156V157H89ZM91 156H93V157H91ZM94 156H97V158L96 157H94ZM125 156V157H124ZM131 156H132V158L134 157V158H136V160L135 159H133V161H132V163H131V160H130V158H131ZM154 156V157H153ZM195 156V157H194ZM200 156V157H199ZM230 157L229 158V160L227 161V159H228V157ZM251 156H252V158H251ZM256 156V158H254ZM257 156H259V158L257 157ZM12 157V158H11ZM20 157H24L23 159L22 158H20ZM60 158V161L58 162V158ZM71 157V158H70ZM74 157V158H73ZM77 157V158H76ZM89 157V158H88ZM100 157V159H101V161L102 160H104L103 161V163H101V161L98 159ZM106 157V156H105ZM104 157V158H105ZM118 157V158H117ZM124 157V158H123ZM128 157V158H127ZM152 157H153V160H152ZM188 157V158H187ZM190 157V158H189ZM202 157H203V159H202ZM213 157H214V159H213ZM216 157H218V161H216ZM225 157V158H224ZM232 157H233V160H232ZM240 157H242L244 160L246 159V160H249V161H245L246 163L248 162V164H247V168L245 167V162L242 164V161H241V164H240V160L239 159H241ZM246 157V158H245ZM250 157V158H249ZM16 158V159H15ZM18 158H20V159H18ZM47 158H48V156H47ZM69 158V159H68ZM78 158H80V159H82V160H84V162L82 161V163H79L80 162V159H79V161H77L78 160ZM112 158V159H111ZM149 158V159H148ZM156 158V159H155ZM192 158H193V160H192ZM201 158V159H200ZM204 158H206V159H204ZM220 158V159H219ZM236 159V161H235V159ZM239 158V159H238ZM249 158V159H248ZM5 159V161H3ZM16 160V162H17V159H18V164H16V162H14L13 160ZM58 159V160H57ZM77 159V160H76ZM87 159V160H86ZM122 159H123V163L122 162H119V161H122ZM125 159V160H124ZM129 159V160H128ZM162 159V160H161ZM210 159L212 160V161H210ZM259 159V160H258ZM13 161V162H10V164H11V166L9 165V161ZM25 160H27L26 162H25ZM39 160V161H38ZM55 160H57V162H56V164H55ZM72 160V161H71ZM93 160V161H92ZM95 160V161H94ZM98 160V161H97ZM110 160H111V162H110ZM187 160V161H186ZM202 160V161H201ZM208 160V161H207ZM215 160V161H214ZM239 160V161H238ZM251 160V161H250ZM254 160V161H253ZM2 161V162H1ZM66 161V162H65ZM74 161V162H73ZM92 161V162H91ZM96 161H97V163H96ZM105 161H107V163L105 164ZM118 161V162H117ZM189 161V162H188ZM200 161V162H199ZM220 161H223V162H220ZM231 161V162H230ZM5 162V163H4ZM7 162V163H6ZM33 162L35 163V164H33ZM68 162V163H67ZM95 162V163H94ZM116 162V163H115ZM124 162H125V165L127 166H121V163L122 164H124ZM146 162V163H145ZM157 162V163H156ZM185 162H187V164H185ZM190 162H192V164H189ZM196 162V163H195ZM203 162V163H202ZM205 162V163H204ZM210 162V163H209ZM212 162H215V163H213V164H211ZM217 162V163H216ZM230 162V163H229ZM237 162V164H234V163H236ZM4 163V165H2ZM15 163V164H14ZM28 163V164H27ZM31 163L33 164V166L31 165ZM62 165H61V164ZM109 163V164H108ZM117 163H118V165H117ZM135 163V164H134ZM162 163H164V162H162ZM194 163V164H193ZM221 163H222V166H221ZM225 163H226V165H225ZM10 167H12V168H8L9 166ZM12 164H14V165H12ZM48 164V163H47ZM120 164V165H119ZM159 166H158V165ZM165 164V163H164ZM202 164V165H201ZM212 166V167H208V166H210V165ZM220 164V166L218 167V165ZM228 164V165H227ZM253 164V165H252ZM27 165V166H26ZM31 165V166H30ZM35 165V166H34ZM59 165V166H58ZM67 165V169L65 168V166ZM71 165H73L72 167H70ZM139 165H140V167H139ZM143 165H148L147 167H145V166H143ZM150 165V166H149ZM154 165V166H153ZM214 165V166H213ZM216 165V166H215ZM224 165V166H223ZM255 165H256V167L257 168H254L255 167ZM3 166V167H2ZM14 166V167H13ZM27 168H26V167ZM48 166V165H47ZM52 166V167H53ZM103 166V167H102ZM137 166V167H136ZM158 166V167H157ZM199 166V167H198ZM242 166H244V167H242ZM251 166H252V169H250V172L249 171H247L249 168H251ZM254 166V167H253ZM132 167V168H131ZM134 167H135V170H136V172H132V170H134ZM159 167H160V169H159ZM163 167V168H162ZM188 167H187V169L186 170H188ZM203 167V168H202ZM206 167V168H205ZM235 167V168H234ZM238 167V168H237ZM241 167V168H240ZM33 168V169H32ZM64 168H65V170H66V172H65V170H64ZM120 168V169H119ZM123 168H125V170H126V172H125V170L123 171ZM146 168H147V171H146ZM148 168H149V170H148ZM158 168V169H157ZM194 168V169H193ZM197 168V169H196ZM200 168V169H199ZM222 168H226V169H222ZM12 169H14V170H12ZM16 169V170H15ZM69 169V170H68ZM141 169H142V171H141ZM156 169V170H155ZM166 169H168V168H166ZM181 169V170H182ZM196 169V170H195ZM219 169H221V170H219ZM239 169V170H238ZM240 169L242 170V171H240ZM64 170V171H63ZM108 170V171H107ZM131 170V171H130ZM145 170V171H144ZM152 170H154V171H152ZM202 170V171H201ZM223 170V171H222ZM236 170V171H235ZM247 172H246V171ZM251 170H252V173H251ZM255 170V171H254ZM21 171V172H22ZM62 171V172H61ZM100 171V172H99ZM105 173H104V172ZM129 171H130V173H129ZM152 171V172H151ZM222 171V172H221ZM243 171L244 172H246V173H243ZM254 171V172H253ZM24 172V171H23ZM132 172V173H131ZM140 172V173H139ZM143 172V173H142ZM150 172V173H149ZM154 172V173H153ZM196 172V173H195ZM201 172V173H200ZM206 172V173H205ZM221 172V173H220ZM242 172V173H241ZM100 175L99 177H98V174ZM103 173V174H102ZM126 173V174H125ZM128 173V174H127ZM136 173H138V176H137V174ZM148 173L150 174V175H148ZM158 173V174H157ZM194 173V174H193ZM198 173H200V174H198ZM204 173V174H203ZM229 173V174H228ZM231 173V174H230ZM239 173V174H238ZM241 173V174H240ZM250 173V175L251 176H249L248 174ZM255 173V174H254ZM95 174V173H94ZM106 176H105V175ZM113 174V175H112ZM125 174V175H124ZM136 176H135V175ZM155 174H157V175H155ZM195 174H197V175H195ZM220 174V175H219ZM245 174H247L246 176H245ZM260 174V175H259ZM65 175H66V177H65ZM107 175H109V176H107ZM114 175H115V177H114ZM131 175V176H130ZM148 175V176H147ZM154 175V176H153ZM226 175V176H225ZM231 175V176H230ZM240 175V176H239ZM122 178H121V177ZM131 178L130 180H128L129 178ZM132 176H133V178H132ZM143 176V177H142ZM147 177V179L145 178V177ZM151 178H150V177ZM156 176V177H155ZM202 176H205V177H202ZM218 176H219V180H218ZM224 176V177H223ZM233 176V177H232ZM237 176H239L238 177V179L240 180H238L237 179ZM243 176H245V179H246V177L247 178H249V179H246L248 182H249V184H246V186L245 185H241V184H245V183H243L242 181V179L244 178ZM259 176V177H258ZM60 177V176H59ZM61 177H60V179H61ZM102 177V178H101ZM123 177H125V178H123ZM149 177V178H148ZM153 177H154V179H153ZM194 177V180L192 179V178ZM200 177V178H199ZM202 177V178H201ZM207 177V178H206ZM233 178V179H229V178ZM243 177V178H242ZM252 177V178H251ZM63 178V177H62ZM115 179V180H113V179ZM135 178L137 179V180H135ZM157 179V181H156V179ZM160 179V182H159V179ZM162 178H165V179H162ZM224 178V179H223ZM228 178V179H227ZM242 178V179H241ZM259 178V179H258ZM122 179H125L124 181L122 180ZM183 179V180H182ZM202 179V180H201ZM206 179V180H205ZM223 179V180H222ZM236 179V180H235ZM245 179H244V181H245ZM256 179V180H255ZM62 180V179H61ZM121 181V182H118V181ZM134 180V181H133ZM161 180L163 181V182H161ZM176 180H177V178H176ZM197 180V181H196ZM202 182H201V181ZM222 180V181H221ZM226 180V181H225ZM229 180L231 181V182H229ZM258 180H259V182H258ZM129 181V182H128ZM132 181V182H131ZM175 181V180H174ZM223 181H225V182H223ZM227 181H228V184H229V186H226L225 187V183H226V185H228L227 184ZM247 181H246V183H247ZM131 182V183H130ZM185 182V183H184ZM187 182H188V184H187ZM200 182V183H199ZM217 182V183H216ZM221 182V184H219ZM223 182V183H222ZM238 182V183H237ZM239 182H240V184H239ZM119 183V184H118ZM126 183H127V185H126ZM131 184V185H129V184ZM252 183V184H251ZM98 184V183H97ZM181 184V185H180ZM202 184H203V187H202ZM205 184V185H204ZM238 184V185H237ZM115 184L113 185V187H115L116 186ZM184 185V186H183ZM186 185V186H185ZM193 185V184H192ZM195 185H193V186H195ZM207 185V186H206ZM216 185H218V186H216ZM222 185H224V187L222 186ZM231 185H232V187H231ZM235 185V186H234ZM52 186H54V183H53V185ZM125 186V187H124ZM160 186V185H159ZM192 186V187H193ZM221 186V187H220ZM238 186V187H237ZM243 187L242 189L240 188V187ZM124 187V188H123ZM183 187V188H182ZM186 187V188H185ZM191 187V186H190ZM215 187H216V190H217V188H218V192L216 191V190H214L215 189ZM250 187H247V190L245 191V195L247 194V196H246V198H250V197H254L255 199H256V196L255 195H257L256 193H254V195L253 194H250L249 195V197H248V190H250ZM253 187L251 188V189H253ZM52 188V187H51ZM122 189V190H120V189ZM127 188H128V191H130V189H131V191L133 192H130V194L131 195H133V197L131 196H129L128 198H127V196L129 195V192L127 191ZM210 188H211V190H210ZM212 188H213V190H212ZM220 188V189H219ZM238 190V191H236V189ZM204 189V190H203ZM206 189V190H205ZM209 189V190H208ZM223 189L221 190L222 192H223ZM49 190L51 191L52 189H50L49 188ZM48 190V191H49ZM127 191L128 193L126 194L125 193V191ZM189 190H191L190 192H188ZM197 190V191H198ZM122 191H124V194H123V192ZM137 191H139V192H137ZM160 191H162V192H164V195H165V193H166V190L164 191V190H160ZM206 191V192H205ZM208 191H210L209 193H208ZM216 191V192H215ZM243 191V192H242ZM248 191V192H247ZM251 192H252V190H250ZM134 192H136L135 194H134ZM161 192V193H162ZM214 192H215V194H214ZM227 193H229V194H231L229 191H226ZM234 192L238 195V196H236V194L234 195ZM239 192V193H238ZM247 192V193H246ZM155 193V192H154ZM161 193H160V195H159V190H158V193H157V191H156V195H155V197H154V201L152 200V203H151V208H152V206H153V210L155 209V208H157V209H161L162 208V206H163V208L165 209V206L166 205H168V204H166L165 205V203L166 202H168V200H169V202L170 203H175L176 202V199L174 200V202H173V200H170L169 198H166V200L164 201L163 199H165V198H161L162 196H164V195H161ZM214 195H213V194ZM218 193V194H217ZM253 193V192H252ZM121 194V195H120ZM123 194V195H122ZM126 194V195H125ZM158 194V195H157ZM163 194V193H162ZM202 194V195H201ZM205 196H204V195ZM182 195V194H181ZM189 195H191V197H193V198H190V196ZM212 195V196H211ZM251 195H253V196H251ZM258 195H260V194H258ZM258 195H257V197H258ZM125 196V197H124ZM157 196H159V197H157ZM216 196V198H214ZM124 197V198H123ZM156 197H157V199H156ZM165 197V196H164ZM130 198H132V200L130 199ZM159 198V199H158ZM189 198V199H188ZM196 198V199H195ZM201 198H202V200H201ZM253 198V199H254ZM262 198L264 199V195L262 196ZM261 198V199H262ZM125 199V200H124ZM126 199L128 200V201H126ZM129 199H130V201H129ZM215 199V200H214ZM251 200H252V198H250ZM260 200V201H258V200H256L257 202H262L263 201V203H264V200ZM200 200H201V202H200ZM212 200L214 201V203L212 202ZM157 201V203H155ZM164 204V205H162L161 204V202ZM183 201V202H184ZM207 201V202H206ZM210 201V202H209ZM222 201V202H221ZM255 201V202H256ZM221 202V203H220ZM125 203V204H124ZM154 203H155V205H154ZM159 203V204H158ZM178 203V202H177ZM177 203H175L176 205H179V204H177ZM196 203L198 204V205H196ZM200 203H202L203 204V206H202V204H200ZM259 203H256V204H259ZM262 203V205H261V207L262 208H264V204ZM131 204V203H130ZM129 204V205H130ZM133 204V203H132ZM134 204V205H135ZM156 204H158V205H156ZM195 204V205H194ZM205 204H207V205H205ZM213 204V205H212ZM125 205V206H124ZM169 205H171V204H169ZM199 205H201L200 207H199ZM211 205V206H210ZM155 206H157V207H155ZM180 206V205H179ZM178 206V207H179ZM194 206V207H193ZM181 207H182V205H181ZM197 207V208H196ZM211 207V208H210ZM190 208L192 209L191 211H190ZM194 208V209H193ZM203 208V209H202ZM200 209V210H199ZM162 210V209H161ZM198 211L199 210V212H196V211ZM211 210V211H210ZM193 211V212H192ZM208 211V212H207ZM243 211V210H242ZM241 211V213H243ZM190 212V213H189ZM155 213V212H154ZM194 213H196V214H194ZM198 213V214H197ZM199 213H203L202 215H199ZM155 214H158V211L155 213ZM198 215V216H197ZM221 215V216H220ZM220 215H219V218L222 220V219H224L223 221H225V219L226 220H229L230 218H227L226 217V215L227 214H225L224 212L222 213H220ZM155 215H153V217H152V219L154 220V223L152 222L153 220H151L149 223L150 224H155V225H159L160 227L159 228H150V229H152V230H150L151 232L153 231V229H155L157 232H159L158 234H161L162 236H164V234H171V231L170 230H172V228L173 227H171V225H168L167 223H166V220L167 219H165V223H164V220L162 219V221H157V220H159V218L158 217H154ZM224 216H225V218H224ZM97 217V216H96ZM96 217H94V218H96ZM196 217V218H195ZM197 217H199L198 219H197ZM223 217V218H222ZM100 217H98V219H99ZM101 218H103V217H101ZM158 218V219H157ZM209 218V219H208ZM157 219V220H156ZM203 219H205V220H203ZM101 220V219H100ZM103 220V219H102ZM101 220V221H102ZM193 220V221H192ZM225 222H227L228 223V221H225ZM229 222H231L233 225H231V227H230V225L228 224L227 226H229V228H231V230H233L234 229V225H235V223L237 224V222H233V221H231V219H230V221ZM164 223V224H163ZM210 223H212V224H210ZM215 223H217V222H215ZM230 223V224H231ZM166 225V227H168L169 226V228H171V229H168V228H166L165 226H163L162 227V225ZM202 224H203V226H202ZM205 224V225H204ZM239 225H240V223H239ZM239 225L237 224L236 225V229L235 230H237V232L235 231V230H233L232 232L230 231V230H228L227 232H228V234H230L231 233V235L234 233L235 234V236H238V234L240 235V238H242V236H241V225H240V227H239ZM210 226V227H209ZM162 228V229H161ZM203 228V229H204ZM233 228V229H232ZM161 229V230H160ZM200 229V228H199ZM155 230L153 231L154 233H156L155 232ZM160 230V231H159ZM170 231V233H169V231ZM205 230H203V234L205 235ZM239 230V231H238ZM166 232V231H168V232H166V233H164V232ZM173 231V230H172ZM230 231V232H229ZM235 231V232H234ZM163 233V234H162ZM236 233H238V234H236ZM208 234H210V233H208ZM169 235H166V236H164V237H162V239H160V241H159V239L157 240V238L158 237H160V236H156L157 238H155L154 240L156 241V247H157V249L155 250H153V251H151V255H150V258L146 261V259H145V261L143 260V262L142 261H140V263H138V264H160V262H162L165 258H168V259H166V260H168L169 261V263L170 264H181V262H182V264H198L197 263V261H195L196 259L195 258H193V256L192 257H190L191 256V254H189V255H187V253H190L188 250V252L186 251V249H184V251H183V248H178V247H176L175 245H174V243H172V244H170V245H173L172 247L169 245L168 246V244H166V243H169L170 242V239L172 238L173 239V237H169ZM207 235V234H206ZM231 235H229L230 237H231ZM75 236H76V234H75ZM80 236V235H79ZM234 235L232 236V237H234V239L236 238ZM17 237V236H16ZM77 237H78V235H77ZM160 237V238H161ZM166 237H168V238H166ZM231 237V238H232ZM164 238H166V239H168V240H166V239H164ZM240 238H238L239 240H240ZM164 239V240H163ZM171 239V240H172ZM163 240V241H162ZM166 240V241H165ZM236 240H237V238H236ZM12 241V240H11ZM158 241V242H157ZM162 241V242H161ZM169 241V242H168ZM238 241V240H237ZM241 241H243V240H241ZM241 241H239V243L241 242ZM244 241H245V244H246V240L244 239ZM244 241L243 242H241V245L242 244H244ZM160 243L161 244H163L164 245V248H162L163 246H161L160 245ZM98 244V245H97ZM159 244V245H158ZM155 245V244H154ZM94 246H95V249H94ZM242 246H244V245H242ZM96 247H99L100 248V244L99 243H96V244H93L92 245V249L94 250V252L95 253H97L98 255H107L108 256V253H106V251H101V248H100V250H99V248H98V250L96 249ZM155 247V246H154ZM153 247V248H154ZM155 247V248H156ZM166 247V248H165ZM169 247V248H168ZM171 247V248H170ZM175 247H176V249L178 248V249H182L181 251L180 250H178V251H176L175 250ZM240 247V246H239ZM246 247V246H245ZM244 247V248H245ZM1 248H3V247H1ZM64 248V249H63ZM62 249H63V251H62V249H61V251L60 252H62L61 254V256H59V257H63V255L65 254V252H67V254L69 253V250L71 249V247L69 246V245H67V246H65V247H63ZM159 248H160V250H159ZM243 247H242V249H244ZM166 251H165V250ZM238 250L239 249H241V247L240 248H237ZM241 249V250H242ZM65 250H67V251H65ZM97 250V251H96ZM161 250H162V252H161ZM236 251V250H234L233 252H234V254H233V258H231V260L233 259V261H231L232 263H236V264H249L250 262V264H252V263H258V261H259V257L257 258V255L256 254H254L253 252H249V251H245V249H244V251H243V253H242V251L240 250V252L239 251ZM65 251V252H64ZM89 251V250H88ZM155 251H156V253H155ZM164 251V252H163ZM168 251L170 252V253H172V251H175V253L173 252L172 254H168ZM180 251V252H179ZM157 252H160V253H157ZM177 252H179V253H177ZM237 252V253H236ZM64 253V254H63ZM182 253V254H181ZM238 253H240V256H238L239 254ZM245 253H247V254H245ZM154 254V255H153ZM173 254H175V255H173ZM237 254V255H236ZM244 254L246 255V256H244ZM152 255H153V258H151L152 257ZM155 255L157 256V257H155ZM160 255H162V256H160ZM163 255H166L165 256V258H164V256ZM187 255V256H186ZM242 255V256H241ZM6 256V255H5ZM7 256L9 257V256H11V254H7ZM161 258H163V259H161ZM179 256V257H178ZM109 257V256H108ZM107 257V261H109V263L111 262V264H113L114 262H117L118 261V263H119V261H120V263L119 264H122L121 263V260H119V259H117V261L114 259V258H111L114 262H112L111 260H109L110 259V257L108 258ZM173 258V259H171V258ZM176 257V258H175ZM181 257V258H180ZM183 257L184 258H186V259H184L185 260V262L183 261ZM236 257H241L240 258V261H237L238 259L236 258ZM175 258V259H174ZM178 258V259H177ZM244 258H246V259H244ZM177 259V260H176ZM181 259H182V261H181ZM234 259H235V262H234ZM244 259V260H243ZM248 259V260H247ZM258 259V260H257ZM88 260V259H87ZM87 260H83V261H81L80 262V264H83L84 262H86V263H84V264H89V261L91 262V260H89L88 261V263H87ZM166 260H164V262H162V263H165V261ZM174 260L175 261H177V262H174ZM178 260H179V263H178ZM251 260V261H250ZM1 261H2V263H1ZM93 261V260H92ZM160 261V262H159ZM173 261V263H171ZM181 261V262H180ZM237 261V262H236ZM7 263V261L5 260V258H0V264H6ZM27 262H29V259H26V260H24V261H22V263L24 264H26ZM58 262H59V260H58ZM142 262V263H141ZM153 262V263H152ZM155 262V263H154ZM157 262V263H156ZM159 262V263H158ZM188 262V263H187ZM228 263H230L229 261H227ZM240 262V263H239ZM260 262V261H259ZM108 262H106L105 261V263H102V264H109ZM161 263V264H162ZM228 263H226V264H228ZM255 263V264H256ZM21 264V263H20ZM91 264H95L94 263V261L91 263ZM123 264H125V263H123ZM260 264V263H259ZM261 264H264V262H261Z\"/></svg>",
	"mask_w": 264,
	"mask_h": 264
}]
</instances>
